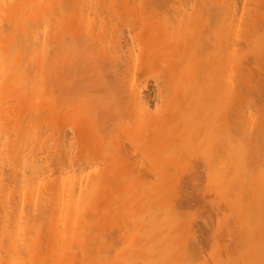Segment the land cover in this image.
Instances as JSON below:
<instances>
[{
    "label": "bare ground",
    "instance_id": "bare-ground-1",
    "mask_svg": "<svg viewBox=\"0 0 264 264\" xmlns=\"http://www.w3.org/2000/svg\"><path fill=\"white\" fill-rule=\"evenodd\" d=\"M193 3H192V2ZM191 1H189V0H156V2H155V0H151V1H147L146 2V0L144 1H137V0H113V1H104V0H0V20H2V23H0V49H2V50H0V52L2 53H0V57H1V60H0V71H2L3 69L2 68H4V67H2V66H5V70H3L1 73H3V75L5 76L4 78L1 76V73H0V76L2 77V79L4 80L5 78H7L8 79V77H10V75H7V73L8 74H10L9 73V71H11V68H13V64H14V66H16V67H14V68H17V66H19L18 68V70H19V72L17 71V69H15L16 71H17V73H19L20 74V77L18 76L17 77V73L16 72H11L12 74H11V77H13L12 75H15V78L14 79H12V78H10V82H8V80H7V82H3V81H1L2 79H1V77H0V83L1 84H7V83H10L9 85H8V87L6 86V85H4L3 84V86L1 87L0 86V89L2 88V90H5V95L3 94L4 93V91H2V90H0V96H1V94H3L4 96H5V98H3L4 96H1V102H0V115L2 114L3 116H4V118H3V116H0V123H2V125H4V126H2L1 124H0V126H1V128L3 127V129L2 130H0V131H5V132H3V134L4 133H10V134H7L8 136H10V135H12V136H10V137H8L6 134H4L5 135V137L7 136V138H6V144L7 143H9V144H7L8 145V148H7V145H5V143L3 142L2 143V145H0V148L2 147V150H4L5 148L7 149V151L9 152H7L6 151V149H5V153H6V155H5V153L0 149V152L2 151V154L0 153V155H2V156H0L1 158L5 155V156H7V158H8V161L6 160L7 158L4 156V158L2 159V160H6L8 163H10V165H11V169L9 168V166L7 167L6 165H5V161H2V160H0V163H1V161H2V166L4 167V165H5V167L3 168L2 166H0V168L2 167V169H4L5 170V168H8V170H2V169H0V173L2 174V172L4 171L6 174H7V171H13V173L11 174V173H8L7 175H6V177L7 176H9V178L7 177H4V175H5V173L3 174V175H1L0 174V177L1 178H6L5 180H6V182L9 180L10 182H9V184H11V185H13V186H15V192H12V190H10L9 188H8V190L9 191H11L10 192V194H6V196L4 195V193L2 192V191H4V190H2L1 192L3 193V196H5L7 199H5V197H2V199L0 198V264H89L90 262H93L92 264H139V261H143V259L144 260H146L147 261V263L145 262V264H151V261L154 263V264H156V260H159V261H165L164 263L163 262H161L162 264H166V260H167V258L169 257V259H168V262H167V264H178V263H182V261L180 262V260H183V263L182 264H184V262L185 263H187V260H188V257L190 258L191 256V254L190 255H188V252L190 251V250H188V249H186L184 246H186L185 244L183 245V248H181L182 247V243L183 242H185V240H182L181 239V237H183V236H181L183 233H181V234H179V235H177L178 237L177 238H179L180 240H182L181 242H180V240L179 239H176V235H174L175 236V239L178 241L179 240V242L181 243V245H180V243L179 242H177V243H179V245L177 244V245H174V244H176V243H174L173 242V244H172V240H171V238H172V234L173 233H175L174 232V230H172L173 231V233L171 232V235H170V237H167L166 236V232H168V229L166 228V229H163V228H165L166 226H167V224L170 222V221H162L161 219V217L163 216V214H161L162 212H161V210L163 211V209H164V206L163 207H161L162 209H160L159 208V206H157L158 205V203H157V201L156 200H158V199H154V198H152V195L151 194H153L155 191H157L156 190V188H155V191H153L152 190V187H153V183H152V181L153 180H151V179H153L154 177H156L157 178V176H159V177H161V160H160V151H161V149H164V150H166L165 148H166V145H168V144H172V145H174L175 143L177 144V142H179V141H177V139L179 138V140H180V136H178V135H181L182 134V131H184L185 130V128L183 127V126H188V130H189V133H190V131H192V133L190 134V136H187L186 137V134H189V133H185V132H183V134H185V136L183 135V137L182 138H184L185 137V139H184V141L185 140H188V137L190 138V140H195L196 139V137L194 138V136H196V134H197V136H199L198 135V129H200V127H201V125H202V127H204V125L206 126L208 123H210V124H212L213 122V126H214V124L215 123H217V124H215L216 126H214V128L216 129V132H218V134H219V132L221 133V131H223V129H221V127L222 128H224L225 129V135H229V136H232V137H230L231 138V141H229V142H225V141H227L228 139H227V137L224 135V133H221V135L222 136H225V137H221L220 135L219 136H217L216 137V135H218V134H215V131H214V128H213V126L212 125H209V126H206V127H204L205 129H210V130H208L209 131V135H210V137H209V135L207 134V130H206V132H205V129L204 128H202L201 130L202 131H200L201 132V134H202V138L200 137H198L199 139H200V141H199V139L197 138V140H195V143H193L194 144V146L193 145H191V142H190V140H188V143L190 142V144H186V141H185V143L183 142V144H185V148L183 147L184 145H182L181 143V145L179 144V146H181V148L178 146V144H177V146L176 145H174L173 147L171 146L170 147V145H168L169 146V148H168V150L169 149H172V151H170L169 150V154H174V153H172V152H174L175 150H177V148H179L180 150L182 149V147L184 148V149H186V148H188V147H190V145H191V147L193 146L194 147V149H196V147H197V149H199L200 148V146L201 145H204V149L202 148V146H201V148H202V152H203V150H206V151H204V152H206L205 154H204V159H206V160H202V162L206 165V162H208L209 160L208 159H210L211 160V157L212 158H214V156H215V154L217 153V155L216 156H218V152L219 153H223V152H225V153H227L228 151V149H230V151L228 152V157L230 156H232V155H235L234 154V152H233V150L234 151H239L240 150V147H241V150H245L244 148H242L243 146H242V140L241 139H243V145L244 144H246V141L249 139L248 138V135H249V137H251L250 139H252L253 137V133L251 134V133H249V132H247L248 134H246L247 136L245 137V140H244V136H245V132L246 131H244V129H242V124L241 123H244V122H242L240 119H241V114L243 113V110H241V106H242V104L241 105H238L237 103H239L240 104V102H239V99L237 100V102H236V94L237 93H239V95L241 96V94H243V93H247L246 94V96L248 97L249 95L248 94H251V93H249V92H251V90H250V88L252 87L251 85V87H248V82L245 84V82L243 83V80H240V78L242 79H246L245 77H250V74H249V76L247 75V76H244V73L241 71V69H240V67L238 66H236L237 67V70L238 69H240V71H241V73H240V75L239 76H237L236 77V79H235V76L237 75V74H235L234 75V78H233V82L231 81V80H229V79H227V81H225L224 80V82L223 83H225V82H227L226 84H227V86H225L226 84H224L223 85V83L221 84V82L223 81V79H225L226 78V75H227V78L229 77L228 75H230L231 74V76H233V73H237V70H236V68H234V70L233 71H235V72H233V73H230L229 72V68L230 67H235V66H232V65H228V63L226 64V66L228 65V67L229 68H227L226 66H225V64H222L223 63V61H224V59L225 58H222L223 56H222V54H221V51H222V49H221V47L223 48V51H224V49L226 50V48H227V50L226 51H224V53L225 52H227V54H229L230 52V54H229V56L231 55V56H233L234 55V57L238 54V55H244L245 56V54L244 53H247L248 51H250V50H248L247 52H246V49H244V48H246V47H244L243 49H244V53H242V54H240V52L238 51V53L236 54V52L234 53V51H237L236 50V46H232V44L231 45H229L228 44V42H227V40H225L224 38H222V36H223V32H227V34H225V35H228L230 32H231V25H229L228 24V21H229V23H232V22H234V21H232L234 18H237L238 17V19H239V16L237 15V16H235V17H233V12H235V11H238V10H236V9H234V8H236V4H235V7L234 8H231V7H233L232 5H230L229 4V7L231 8H229V7H227L228 6V4H224V3H222V7H227V8H224L225 9V12H226V14L225 13H223V12H221L222 11V8L220 9L219 7V5L221 4L219 1V3L218 2H216L215 0L213 1V0H191ZM240 2L241 0H234V2ZM243 2H244V4L246 5V6H248L247 4H249V6H250V3H252L251 2V0L250 1H248V0H242ZM242 1H241V4H242ZM255 1V0H254ZM260 1H261V4H260ZM232 2V1H231ZM238 2H237V4H238ZM248 2V3H247ZM257 2V1H256ZM229 3H230V1H229ZM260 5H262L263 4V9H264V0H259V2H258ZM218 4V5H217ZM259 4H258V6H259ZM252 5H255V4H252ZM239 6V5H238ZM244 6V5H243ZM242 6V8L241 7H239V8H241L243 11H244V9L243 8H245V7H243ZM256 6V5H255ZM262 7V6H261ZM260 7V8H261ZM238 8V9H239ZM240 9V10H241ZM250 9V8H249ZM256 9H258V8H256ZM226 10H228L229 11V13H231V11H232V15L230 14V15H228L227 14V12L228 11H226ZM245 10L247 11V9L245 8ZM260 11V10H259ZM258 11V13L256 12L255 14H254V16L255 17H261V20H260V22H257V21H259L258 19L259 18H256V19H254L253 20V26L251 25L252 23H250V24H247L248 26H249V28L248 27H246L247 29H248V31H251V33H249L248 31H247V29H246V31L245 30H243V28L244 27H242L243 26V24H240V25H242V26H239V25H237V26H239L240 27V31H239V33L241 32V31H245L246 33H248V35L247 34H245V36L247 37V39H248V41L246 42H244V40H243V46H247V44H248V42H249V44H248V46H251V45H255L254 46V48L253 49H255V52H256V47L258 48V45H260V47L258 48V50H259V54H260V59H262V61H258V62H262V64H261V66L264 68V65H263V63H264V55H262V54H264V46H262V45H264L263 44V42H260L261 41V39H264V37L263 38H261L263 35H261V36H259L261 39H259V42H256V41H251V39H256L257 40V38H255L254 37V35H256V33H258L259 34V32L261 31L260 30V28H262L263 27V25H262V23H261V21L262 22H264V17H262L261 15L262 14H260V12ZM239 12V11H238ZM238 12H236V13H238ZM248 12V11H247ZM251 12H253V11H251ZM261 12H263V10L261 11ZM236 13H234V14H236ZM244 13V12H243ZM252 14V13H251ZM257 14H260V15H257ZM225 15H227L229 18H226V19H224V17H226ZM246 15V14H245ZM264 15V14H263ZM224 16V17H223ZM231 16H232V18L233 19H231ZM253 15H251V19H250V22H252V18L254 17ZM126 18H130L129 20L128 19H126ZM133 20H132V19ZM243 19H244V17H242ZM263 19V20H262ZM125 20H126V22H125ZM132 20V21H131ZM235 20H237V19H235ZM240 20H241V18H240ZM257 20V21H256ZM127 21H128V23H127ZM248 22H249V20H247ZM254 21H256L257 23H255ZM227 24H226V23ZM241 22H242V20H241ZM238 23V22H237ZM240 23V22H239ZM232 24H234V23H232ZM257 24H259V25H257ZM245 25V24H244ZM252 26V29H251V26ZM255 25H256V27H255ZM227 28V30L226 31H224V29H226L225 27ZM234 26H236V25H234ZM233 26V27H234ZM236 26V27H237ZM260 26H262V27H260ZM224 29H223V28ZM229 27V28H228ZM235 27V28H236ZM241 27H242V30H241ZM259 27V28H258ZM255 28H256V30L258 31H256L255 30ZM230 30V32H228L229 30ZM234 29V28H233ZM239 29V28H238ZM237 28H236V30H238ZM249 29H251V30H249ZM253 29L255 30V31H253ZM263 29H264V27L262 28V31H261V33H263L264 31H263ZM235 30V29H234ZM233 30V31H234ZM260 30V31H259ZM223 31V32H222ZM231 32L232 33V35L234 34V32ZM222 32V33H221ZM253 32V33H252ZM244 33V32H243ZM260 33V34H261ZM13 34H15V35H13ZM16 34L19 36V37H17L16 36ZM222 34V35H221ZM242 34V33H241ZM241 34H239V37L241 36ZM259 34V35H260ZM252 35V37H250ZM16 36V37H15ZM231 36V35H230ZM230 36L228 37V38H230ZM234 36V35H233ZM244 36V35H243ZM256 36H258V35H256ZM13 37H15L16 38V40H14L15 38H13ZM232 37V36H231ZM245 37V38H246ZM19 38H21L20 39V41H19ZM234 38V37H233ZM242 38V37H241ZM241 40V39H240ZM16 41V42H15ZM223 41H225L224 43H226V44H228L229 46L228 47H230V49H232V50H234V48H235V50L234 51H230V49H228V47H227V45L226 44H224L223 43ZM251 41V42H250ZM258 41V40H257ZM264 41V40H263ZM15 42V43H14ZM254 42V44H252ZM17 43V44H16ZM246 43V45H244ZM258 43H260V44H258ZM16 44V45H15ZM20 44H21V46H20ZM167 44H170V46H171V50L169 51V52H166V53H164L165 51H167V50H165V45L168 47V45ZM172 44L174 45V46H172ZM256 44H258V45H256ZM22 45L24 46L23 48H22ZM234 45H236V43L234 44ZM240 45V44H239ZM238 45V46H239ZM13 46V47H12ZM15 46V47H14ZM224 46V47H223ZM242 46V45H241ZM242 46V47H243ZM253 46H251L250 48L249 47H247V49H251ZM138 47H140L141 48V50H140V48H138ZM166 47V48H167ZM232 47V48H231ZM242 47H241V50H242ZM261 47H262V49H261ZM19 48H20V50H19ZM22 48V49H21ZM139 49V50H137V53H136V49ZM163 48H164V52L162 51V53L163 54H160L161 53V51L160 50H163ZM175 48V49H174ZM13 49V50H12ZM15 49V50H14ZM169 49H170V47H169ZM168 49V50H169ZM172 49L173 50H175V52L174 51H172ZM238 49V48H237ZM240 49V48H239ZM252 49V50H253ZM261 49V50H260ZM4 50V51H3ZM11 50V51H10ZM17 50V51H16ZM23 50V51H22ZM25 50V51H24ZM181 50H183V51H181ZM251 50V51H252ZM13 51V52H12ZM15 51V52H14ZM139 51V52H138ZM229 51V52H228ZM261 51H263L262 53H261ZM4 52H6L7 53V55H6V53H4ZM11 52V53H10ZM16 52H20L22 55H19V53H16ZM23 52V53H22ZM24 52L26 53V54H24ZM142 52V53H141ZM242 52H243V50H242ZM253 52V51H252ZM252 52H250L251 53V55H252ZM14 53V54H13ZM16 53V54H15ZM141 53V55H140V58L138 57L139 56V54ZM223 53V52H222ZM232 53H234V54H232ZM6 56H8L9 57V55L11 56L12 54L14 55H12L14 58H9L8 59V57H6ZM19 56H18V55ZM136 54H138V55H136ZM3 55H4V57H3ZM15 55H16V57H15ZM24 55H26V56H24ZM237 55V57H238V59L236 60V58L237 57H235V61L237 62L238 60H240V56H238ZM256 55V54H255ZM20 56H22V58L20 57ZM225 56V55H224ZM231 56L229 57V59L232 61V59L233 58H231ZM249 56H250V54H249ZM228 57V56H227ZM247 57V56H246ZM250 57H252V56H250ZM21 58V60H19ZM256 58H258L257 56H255V59ZM5 59V60H4ZM15 59V60H14ZM20 61V64L19 65H16V63L18 62L19 63V61ZM226 59H228V58H226ZM226 59H225V61H226ZM251 59V58H250ZM7 60V61H6ZM22 60H24L25 61V63H28V64H25L24 63V61H22ZM38 60L40 61V63L38 62ZM234 60H233V62H234ZM244 61H245V59H243ZM249 60V59H248ZM253 60H254V54H253ZM258 60V59H257ZM256 60V61H257ZM14 63H13V62ZM227 61H229V60H227ZM230 61V62H231ZM252 61V60H251ZM255 60L254 61H252V63L254 62H256ZM10 62V63H9ZM35 62H37L38 64H36ZM240 62H241V60H240ZM246 62V65H248V64H250V60H249V63L247 64V60L245 61ZM257 62V63H258ZM1 63H2V65H1ZM7 63V64H6ZM9 63V64H8ZM42 63V65H43V67L45 66V64H46V66L48 67V68H46L47 70H49V71H47L46 69H45V71L43 70V72H46L45 74H42L43 72H42V69H43V67H42V65L40 66V64ZM242 63V62H241ZM260 63H258V64H260ZM12 66H11V65ZM21 64H23V66L21 65ZM35 64V65H34ZM26 65V66H25ZM222 65H224L226 68H224ZM237 65V64H236ZM241 65V67H247L246 65L245 66H242L243 64H240ZM255 65V64H254ZM254 65H250V66H254ZM7 66V67H6ZM9 66V67H8ZM22 66V67H21ZM33 66H35V67H33ZM38 66V67H37ZM45 66V67H46ZM172 66H174L175 68H177V69H175L174 67H172ZM221 66H222V68H221ZM259 66V65H258ZM29 67V68H28ZM31 67H33L32 68V72L34 73V74H32V75H30L31 74ZM40 67H42V68H40ZM172 67V70H173V72L172 73H170L169 74V72H171V71H169V72H167L166 70H165V68L167 69V70H170L169 68H171ZM249 67V66H248ZM6 68H8L7 70H6ZM13 68V69H14ZM20 68H23V69H21L24 73L27 71L28 72V74H27V72L25 73V75H24V73L22 74L21 72V70H20ZM25 68H27L28 70H30V72L28 71V70H26ZM35 68V69H34ZM50 68V69H49ZM160 68V69H159ZM224 68V70H222ZM37 69V70H36ZM61 69V70H60ZM165 70L166 72H165V74L163 73L162 75L163 76H161V75H158V74H160V73H162V72H164V71H162V70ZM228 71H227V70ZM230 69H233V68H230ZM249 69V68H248ZM253 69V68H252ZM255 69V68H254ZM260 69V68H259ZM41 70V71H40ZM158 70V71H160V73L158 72L157 73V75L155 76V74H156V71ZM188 70V71H187ZM222 70V73H226L227 72V74H223V75H225V76H223V79H222V73L220 72ZM37 71V72H36ZM162 71V72H161ZM254 71V70H253ZM256 71V70H255ZM7 72V73H6ZM38 72H40L41 74H39ZM60 72H61V75H60ZM261 72V71H260ZM264 72V71H263ZM37 73H38V75H37ZM187 73V74H186ZM17 74V75H16ZM154 74V75H153ZM217 74H220V76L218 77L217 76ZM247 74V73H246ZM21 75H24V76H22V78L24 79L23 81H24V83L26 82V80H27V78H29V79H31V80H36V79H38V77H39V75H41L42 76V78H39L40 80H39V82H37L38 80H36L35 81V83L33 84V86L31 85V84H28V80H27V84H26V86H27V88L26 87H24V85L25 84H23V82H21L22 83V85L21 86H23L24 87V89L23 90H25L26 92H24L23 90H22V87H21V91H20V93H18V96H16V94H14V93H12V91L14 90L15 91V88L16 87H18V89H19V86H17L16 85V83L17 82H20V81H22V78H21ZM243 75V76H242ZM252 75V74H251ZM7 76V77H6ZM27 76H30V77H27ZM33 78H32V77ZM37 76V77H36ZM61 76V77H60ZM242 76V77H241ZM254 76V75H253ZM262 76V75H261ZM18 79H17V78ZM25 77H26V80H25ZM260 77V76H259ZM34 78H36V79H34ZM61 78V79H60ZM230 78V77H229ZM231 78V79H232ZM252 78V77H251ZM258 78V77H257ZM11 79L12 80H17V82L15 83H13L12 81H11ZM19 79H21L20 81H19ZM222 79V80H221ZM255 79V78H254ZM5 80V81H6ZM240 80V81H239ZM248 80V79H247ZM247 80H245V81H247ZM249 80H250V78H249ZM252 80V79H251ZM260 80V79H259ZM61 81V82H60ZM229 81H231L232 83H233V86H232V88H230L229 89V87H231V85H229L228 86V84L230 83L231 84V82H229ZM261 81V80H260ZM3 82V83H2ZM13 83V85H12V83ZM32 82V81H31ZM34 82V81H33ZM42 82V83H41ZM236 82H239L240 83V85H239V83L237 84ZM250 82V81H249ZM253 82H254V80H253ZM259 82V81H258ZM263 82H264V80H263ZM30 83V82H29ZM61 83V84H60ZM256 83V85H257V80L255 79V82L253 83V87H256V85H254ZM0 84V85H1ZM37 85V91H36V88H35V86ZM245 84V86H247L248 88H246L245 86H243ZM250 84V83H249ZM258 84H260V83H258ZM264 84V83H263ZM11 85V87H13V89H11V87L9 88V86ZM14 85H16V87L14 86ZM18 85H19V83H18ZM29 85L31 86V87H29ZM41 85H43V86H41ZM61 85V86H60ZM96 85H97V87H99V88H97L98 89V91L100 92V90H101V92L102 93H98L97 95L96 94H93L94 95V97L95 98H91V99H86V98H83V100H81L80 98V96H81V91L84 89V91L83 92H88V91H91V89L92 90H94V92L93 93H96ZM221 85L223 86V88H224V86H225V88L222 90V88H221ZM238 85L242 88H240V87H238ZM262 85V84H261ZM4 86H6V87H4ZM38 86H41V88L40 87H38ZM45 86H47V87H45ZM15 87V88H14ZM42 87L44 88V90L41 92L40 91V93H39V90L40 89H42ZM50 87V88H49ZM55 87H59V90H58V92L60 91L61 92V94L59 95V93L58 92H56L57 91V89L55 88ZM61 87V88H60ZM258 87V86H257ZM33 88H35V89H33ZM54 88L56 89L55 91H54ZM94 88V89H93ZM238 88H240L241 90H243L244 88H246V89H248V90H250L249 92H246V89H245V91L243 90V92L241 93L240 92V90L238 89ZM260 88H261V86H260ZM259 87L257 88V90H259L260 89ZM29 89H32L33 91H29ZM39 89V90H38ZM49 89H51V90H49ZM96 89V90H95ZM225 89H228V90H225ZM254 89V88H253ZM252 89V90H253ZM256 89V88H255ZM262 89H263V91H264V86L262 85ZM20 90V89H19ZM19 90L17 91V88H16V91L17 92H19ZM28 90V91H27ZM49 90V91H48ZM53 90V91H52ZM247 90V91H248ZM257 90H253L254 91V95H255V92L257 91ZM8 91V92H7ZM223 91H226V92H223ZM16 92V93H17ZM24 92V94H22ZM28 92V98L25 100V98L27 97V96H25L26 95V93ZM38 92V93H37ZM50 92H53L52 93V96H51V94H50ZM258 92V91H257ZM260 92H262V90L260 91ZM7 93H8V95H7ZM11 95H10V94ZM55 93V94H54ZM58 93V94H57ZM231 93V94H230ZM241 93V94H240ZM21 94V95H20ZM30 94V95H29ZM38 94V95H37ZM39 94H41V96L39 95ZM48 94H50V96H51V98L53 97V95H54V98H52L51 100H50V102H48L49 101V98H48ZM84 94V93H83ZM83 94H82V96H83ZM90 94V93H89ZM232 94H234V95H232ZM258 94H259V92H258ZM262 94V93H261ZM22 95H24V96H22ZM56 95V96H55ZM96 95V96H95ZM106 95V96H105ZM229 95V96H228ZM238 94H237V96H239ZM252 95V94H251ZM6 96H9L8 98H6ZM12 96H15L14 98L12 97ZM19 96H21V97H19ZM57 96H58V98H59V96H60V99H58L57 98ZM85 96H87V95H85ZM104 96V97H103ZM220 96V97H219ZM222 96H223V98H225V99H227L228 98V101L230 102H228L227 100H225V103H227V105L229 104L230 106H227L226 104H224V106H223V112H224V110H225V112L226 111H229V115H232V118H233V120L235 121V123H234V121L231 119V116H229L228 115V117L229 118H227V119H229V120H232L233 121V124H234V126L235 127H231V132H229V129H230V127L228 126V125H232V123H230V122H232V121H230L229 122V120L228 121H225L226 120V114L224 113V115H222V114H220L219 112H217V111H221L220 109H221V105H223V103H221V102H223V100H219V99H222ZM234 96V97H233ZM239 96V97H240ZM245 96V95H244ZM244 96H243V98H244ZM253 96V95H252ZM251 96V97H252ZM258 96V95H257ZM256 96V97H257ZM261 96V95H260ZM259 96V99L260 98H264V94L260 97ZM18 97V98H17ZM37 97V98H36ZM42 100H40L39 101V98ZM55 97H56V99H55ZM103 97V98H102ZM236 97V98H235ZM242 97V96H241ZM241 97H240V100H241ZM11 98H13V100H14V102H13V100L11 99ZM16 98V99H15ZM20 98V99H19ZM22 98H24L23 100H22ZM48 98V100H47V102H46V99ZM212 98H215V100H216V98H217V102L216 103H218V101L221 103V105H219V107H218V105H216L217 106V108H216V106H214V108H216L215 110H216V112L215 113H218V115L219 116H216L215 117V115L216 114H214V115H212V112H210L211 113V118H210V116H209V114H206L205 112H203V111H206V110H203V109H206V106H207V108H208V106H209V103H210V101H211V104H213L214 105V103H212V102H214V100L212 99ZM246 98V97H245ZM253 98H254V96H253ZM4 99V100H3ZM5 99H7V100H5ZM34 99H37L36 101L34 100ZM57 99L58 100H60V101H57ZM100 99H104L102 102V104H99L100 103ZM211 99V100H210ZM234 99V100H233ZM2 100H3V102L4 101H7V102H2ZM10 100H12V101H10ZM43 100H44V102H43ZM210 100V101H209ZM260 100H262V99H260ZM18 101H19V103H18ZM20 101L22 102V104L20 103ZM23 101H24V103H23ZM54 101V102H53ZM56 101V102H55ZM96 101H99V108H98V106H97V108H96V106H95V104L96 103H94V102H96ZM209 103H208V102ZM242 101V100H241ZM263 101V100H262ZM261 101V102H262ZM10 102V103H9ZM13 102V103H12ZM27 104H26V103ZM42 102L43 103H46L47 105H49V103H50V105H49V107H51V108H48V106L46 105V106H44V105H42ZM58 102H60V104L58 103ZM233 102V103H232ZM235 102V103H234ZM243 102H245V101H243ZM2 103V104H1ZM6 103V104H5ZM7 103H9V105L7 104ZM35 103V104H34ZM53 103V104H52ZM162 105H161V104ZM4 104L6 105V107L8 108L9 106V108L8 109H6V107L4 106ZM14 104V105H13ZM16 104V105H15ZM21 104V105H20ZM24 104V107L22 106ZM37 104H39V105H37ZM40 104H41V106H44V108L43 107H40ZM57 104V105H56ZM98 104H96V105H98ZM205 104H206V106H205ZM239 106V107H237V108H234V106ZM235 104H237V105H235ZM264 103L262 102V105H263ZM8 105V106H7ZM27 105V106H26ZM30 105V106H29ZM56 106V108L54 107V106ZM159 105H161L162 107L160 108L159 107ZM204 105V106H203ZM232 105V106H231ZM12 106H14L15 108V110L14 109H12ZM18 106V107H17ZM21 106V107H20ZM38 107L40 110H38V108L36 109V107ZM229 107L230 108V110H227V109H229V108H227L226 109V107ZM243 106H244V104H243ZM242 106V107H243ZM253 106V105H252ZM2 107V108H1ZM5 107V108H4ZM23 107V108H22ZM28 107V108H27ZM30 107V108H29ZM34 107H35V109H34ZM46 107L48 108V109H46ZM54 107V110L53 111H55V113H58V114H55L54 112H52V114L54 113L55 115H57V116H61V118H55V120H53V118L55 117V115H54V117H53V115L52 114H50V116H49V114L47 113V111L49 110H51L52 111V108ZM94 108V109H98V111H96L94 114H93V112L91 113L90 112V109L92 110V111H94L92 108ZM200 107H205V108H201L202 109V112L200 111L201 109H200ZM224 107H225V109H224ZM234 109H232V108ZM256 107V106H255ZM259 107V106H258ZM261 107V106H260ZM259 107V108H260ZM14 110L13 112L14 113H12V110ZM21 108H22V110L23 111H25V113L21 110ZM41 108H43L42 110H41ZM59 108V109H58ZM218 108H219V110H218ZM245 107H243L242 109H244ZM251 108V107H250ZM264 108V107H263ZM3 109V111H1ZM30 109H32V110H30ZM174 109V110H173ZM177 109L179 110V109H181L180 110V112H178L177 111ZM182 109H184L185 110V114H184V112H183V110ZM198 109V110H197ZM247 109H249V108H247ZM253 109H254V107H253ZM257 109V108H256ZM5 110V111H4ZM7 110L9 111V112H7ZM30 110V111H29ZM58 110V111H57ZM177 111V114L178 113H180L181 115H182V113L184 114V116H181V115H178V117H177V119H176V122L175 121H173V122H175V123H173V122H170V120H173V118L170 116V113H171V111L172 112H174V111ZM232 110H233V112H232ZM236 110L238 111L239 110V114L236 112ZM255 110V109H254ZM258 110V109H257ZM263 109H261V111H262ZM19 111H21V112H23V115H26V116H24L23 117V115L22 114H20V112ZM29 111V112H28ZM42 111H46V112H44L45 114H44V116H41V115H43V113H42ZM48 111V112H49ZM169 111H170V113H169ZM211 111V110H210ZM240 111H242V113L240 112ZM251 111V110H250ZM3 112V113H2ZM6 112V113H5ZM18 112V113H17ZM35 112V113H34ZM42 114H41V113ZM196 112H201V113H196ZM213 112V113H214ZM246 112V111H245ZM244 112V113H245ZM255 112V111H254ZM253 112V113H254ZM16 113H17V115H16ZM27 113H29L30 115H32L31 116V118L29 117L30 115L28 114L27 115ZM33 113V114H32ZM37 113H39L40 115H38ZM50 113V112H49ZM192 113H193V116H191L192 115ZM194 113H195V115L196 116H200V115H202L203 114V117L202 116H200V117H202L200 120H199V118L197 119V120H192V117H193V119L195 118L194 116ZM222 113V112H221ZM231 113V114H230ZM243 113V114H244ZM251 113V112H250ZM258 113H259V111H258ZM15 114V115H14ZM34 114H35V117L33 118V116H34ZM198 114V115H197ZM206 114V117L204 116ZM249 114V113H248ZM7 115V116H6ZM8 115H11V116H9L8 117ZM21 117H20V116ZM48 115V116H47ZM167 115H169V117L170 118H172V119H168V117H165V116H167ZM172 116L174 115V114H171ZM240 115V117H238ZM245 115H246V113H245ZM6 116V117H5ZM12 116L14 117V118H12ZM18 118H17V117ZM40 117V120H42V121H40L39 119H36V118H38V117ZM47 117V121L48 122H50V120L52 119V123L50 122V123H48L47 121H46V117ZM52 116V118L50 119V117ZM209 116V117H208ZM221 116H225L224 118V120H221ZM25 117H26V119L28 120L29 118H30V120L32 119L33 121H30V123H28V122H26L25 121ZM28 117V118H27ZM42 117V118H41ZM183 118L182 120L180 119V118ZM185 117V118H184ZM212 117H214L213 119H212ZM240 118L239 120L238 119H236V118ZM19 118H21L20 120L21 121H23V122H21V121H19ZM23 118H24V120H23ZM45 118V119H44ZM49 118V119H48ZM175 118H176V115H175ZM190 118H191V120H190ZM205 118H206V120H207V118H210V119H212V121H210V119L208 120V121H206L205 120ZM223 118V117H222ZM10 119V120H9ZM18 119V120H17ZM37 121H36V120ZM57 119H61L60 121H58ZM165 119H167V121L169 122V126H166V127H168L170 130H168V132H167V134H169V131H170V133L172 132L173 134H174V137L173 136H171V135H173L172 133H171V137L172 138H168V137H164L163 139H164V141H163V139L161 138L162 136H160L161 135V133L162 132H165V131H167V129L164 127V125L166 124H168V123H165ZM246 119V118H245ZM3 120V121H2ZM8 120V121H7ZM14 120V122H15V125H14V122H12ZM39 120V121H38ZM164 120V121H163ZM175 120V119H174ZM199 120V121H198ZM203 120V121H202ZM218 120V121H217ZM239 122V126H237V124H238V122ZM262 120V119H261ZM22 123L23 125H24V127L22 126V124L20 125V123ZM47 123H46V122ZM54 121H56V122H54ZM166 121V122H167ZM189 121H193V122H195V123H193L192 124V122H190V125H194V126H192L193 128H194V130H198V131H194L193 132V128L191 127L190 129H192V130H190L189 129V124H188V122ZM203 122V124L201 123V124H199L198 122ZM204 121H206V122H204ZM219 121L221 122L220 123V125H222V126H220L218 123H219ZM223 121V122H222ZM4 122V123H3ZM7 122V123H6ZM12 124V126L10 125V123ZM24 122L26 123V124H24ZM31 122H33V123H31ZM40 125L39 127H38V125H37V123ZM58 122V123H57ZM62 123V125H61V123ZM225 122V126H226V128H225V126L223 127V123ZM227 122L228 123H230V124H227ZM254 122V121H253ZM57 123V124H56ZM162 123H164L163 125H161L162 126V128L163 129H165L164 131H162L161 132V130H163L161 127H160V124H162ZM170 123H173V124H170ZM204 123H206V124H204ZM256 123V122H255ZM28 124V125H27ZM41 124H42V126H41ZM47 124V125H46ZM58 124H59V126H60V128H59V126H58ZM136 125L134 128H140L139 130H141V136H143V137H141L142 138V140L141 139H138V140H135L133 137H135L136 136V134H137V136H138V132H137V128H136V131H135V129H134V131L136 132V134H135V132L133 131H129L131 134H130V136L132 137H130L129 136V133H128V131L126 132L125 131V129L127 128V127H129V125ZM186 124H188V125H186ZM262 123H260V125H261ZM264 124V123H263ZM8 125V126H7ZM16 125H18V126H20L19 128L20 129H18L17 130V127H16ZM33 125H37V126H34L33 127ZM50 125V126H49ZM52 125V126H51ZM53 125H55L54 127H53ZM217 125L220 127L219 129H221V130H218V127H217ZM250 125H252V124H250ZM256 125V124H255ZM11 127V132H8V131H10V127ZM26 126V127H25ZM43 126H45L44 128H43ZM58 126V127H57ZM86 126H89L90 128H89V130L87 131L86 130ZM124 128H123V127ZM197 126V127H196ZM254 126V125H253ZM4 127H6V128H4ZM43 128V129H45L46 130V128L48 127H50L49 129H52V127H53V129L51 130L52 132H50V130H47L48 131V134H47V132H46V134L47 135H45V130L44 131H39V133H38V130L40 129V128ZM57 127V128H56ZM86 127V128H85ZM120 127H122V129H119ZM126 127V128H125ZM229 127V128H228ZM238 127V128H237ZM255 127V126H254ZM257 128H259L258 126H256ZM255 127V131H257V132H259L260 133V129H258L257 130V128ZM261 127H262V125H261ZM15 128V129H14ZM25 128V129H24ZM35 129V131H33L34 129ZM37 128V129H36ZM41 128V129H42ZM198 128V129H197ZM241 128V129H240ZM251 128V127H250ZM262 128H264V127H262ZM5 129V130H4ZM7 129V130H6ZM28 129V130H27ZM32 129V130H31ZM56 129H58V132H57V130ZM83 129H85V130H83ZM160 129V130H159ZM213 129V130H212ZM17 130V131H16ZM20 130V131H19ZM30 130V132L31 131H33V132H27V131H29ZM91 130V131H90ZM117 130L119 131V132H117ZM123 130V134L120 132V131H122ZM142 130H143V132H142ZM242 131V132H240V131ZM251 131H252V129H250ZM14 131H16L17 132V134H15L16 132H14ZM58 133V137L56 138V136L55 135H57V133ZM125 131V132H124ZM187 131V130H186ZM212 131V132H211ZM230 133V134H228V132ZM244 131V132H243ZM263 131H264V129L261 131V133H263ZM13 132V134H15V136L13 135V134H11ZM22 132H24V133H30V134H24V133H22ZM60 132V133H59ZM117 132V133H116ZM203 132H205V134H203ZM213 132H214V134H213ZM233 132V133H232ZM257 132H254L255 134L257 133ZM0 133H2V132H0ZM36 133V134H35ZM40 133H43V134H41V135H43V136H41L40 135ZM51 133H53V134H51ZM140 133H139V135H140ZM194 133V134H193ZM211 133H212V135H211ZM240 133V134H239ZM261 133L259 134V135H261ZM21 134H23V135H25L24 137H22L23 135H21ZM35 134V135H34ZM55 134V135H54ZM115 134V135H114ZM119 134L122 136V138L123 139H121L120 138V136H119ZM125 134H126V136H127V138L128 139H126V140H128L127 142H129V146L128 145H126V141L124 142L123 140H125L124 138H125ZM164 134V133H163ZM206 134H207V136H206ZM250 134L252 135V136H250ZM258 134V133H257ZM256 134V135H257ZM26 135H27V137H26ZM32 137H31V136ZM44 135H45V137H44ZM51 135V136H50ZM55 137H54V136ZM119 137H118V136ZM165 135H166V132H165ZM192 135H194V136H192ZM207 138H211V139H208V141L207 140H205L206 138H204V136ZM215 135V139L213 138V136ZM240 135V136H239ZM256 135H255V139H254V141H250V144H249V140H248V144H246V145H244L245 146V148L247 149V148H249V150H250V148H253L254 150L256 149V147L254 146L255 144H256V146L257 145H259V144H257L258 143V140H260V139H258L259 137H261V138H264L263 136H264V133L261 135V136H257L256 137ZM2 136V135H1ZM0 136V144H1V137ZM38 136H41V137H38ZM112 136H113V138H114V140L112 139ZM164 136V135H163ZM168 136V135H167ZM229 136H228V138H229ZM243 136V137H242ZM12 137V138H11ZM18 139H17V138ZM31 138L30 139V141L31 140H33V141H31V143L33 142V144H31L29 141H28V139L27 138ZM33 137H35V138H33ZM44 139H43V138ZM52 137H53V139H54V141H53V139H52ZM120 138L121 139V143H120V139L117 141V138ZM140 137H138V138H140ZM241 137V146L240 147H238L237 148V146L239 145V143H240V140H239V138ZM11 138V139H10ZM16 138V139H15ZM19 138H21V139H23L22 141H20V139ZM26 138V139H25ZM37 138V139H36ZM39 138H42V139H39ZM59 138V139H58ZM111 138V139H110ZM136 138V137H135ZM166 138H168V140L166 139ZM204 138V139H203ZM225 138V139H224ZM248 138V139H247ZM46 139V140H45ZM49 139H52V141L53 142H55V144L53 143H51L50 142V140ZM56 139H58L57 140V142L55 141ZM160 139L162 140V142H160ZM203 141H202V140ZM227 139V140H226ZM252 139V140H253ZM7 140H9V141H7ZM39 140V141H38ZM114 141V144H113V142L111 143V141ZM141 140V141H140ZM175 140V141H174ZM182 140V139H181ZM205 140V141H204ZM211 142H210V141ZM213 140L215 141V142H213ZM225 140V141H224ZM255 140H256V142H255ZM263 141L262 142H264V139H262ZM16 141H17V144H16ZM19 141H20V143H21V145L22 144H24V145H20V143H19ZM23 141H28V143H26V142H24V143H22ZM115 141H117V144H116V142ZM134 141H138V142H134ZM13 142V143H12ZM41 142H42V144H41ZM48 142V143H47ZM49 142L52 144V145H54L55 146V148H51V146L48 148V146L49 145H51V144H49ZM59 142V143H58ZM121 144H119V143ZM123 142V143H122ZM174 142V143H173ZM196 142H197V144H196ZM203 142V143H202ZM205 142V143H204ZM253 142H255V144L253 143ZM262 142H260L259 141V143H261L262 144ZM15 143V144H14ZM27 144V146L29 147L30 145H28L29 143L31 144V146L29 147V149H30V151H28V153H26L25 151H27V150H29V149H27L28 147L26 146V144ZM45 143H47V144H45ZM57 143V144H56ZM107 143H109L111 146L110 147H108V150H109V152H104V153H99L98 151H97V149L99 148V147H102L103 145H106ZM200 143V144H199ZM202 143V144H201ZM208 143V144H207ZM5 145V148H4V145ZM10 144H14L13 146H11ZM20 145V147H19V145ZM40 146H42V147H40ZM59 144H60V147H59ZM206 144H207V146H206ZM214 144H216V145H214ZM252 144V146H250ZM261 144L259 145V146H261ZM18 145V146H17ZM38 146V148H39V150L40 149H42L43 150V147H44V150H45V152L46 153H42V155L40 156V158H39V155H37V153L38 152H36L35 153V150H34V152L33 151H31L32 149H36V147H32V146ZM48 145V146H47ZM108 145V144H107ZM114 145H118V147H116V146H114ZM187 145V146H186ZM228 145H230V148L229 147H227ZM16 146V148L18 149V150H16V148H14ZM24 146H26V148H25V150H24ZM47 146V147H46ZM128 146V147H127ZM247 146V147H246ZM259 146H257V149H258V147ZM10 147H11V149H10ZM19 147V148H18ZM57 147H59L58 148V151H56L57 150ZM106 147V146H105ZM113 147H115V148H113ZM175 147V148H174ZM191 147H190V149H191ZM193 147H192V151L191 152H193ZM199 147V148H198ZM208 147H210V148H208ZM263 147V146H262ZM14 148V150H12ZM23 148V149H22ZM32 148V149H31ZM47 148V149H46ZM103 148V147H102ZM207 148V149H206ZM214 148H215V150H214ZM217 148V149H216ZM22 149V150H21ZM53 149H55V150H53ZM106 149V148H105ZM173 149H175L174 151H173ZM189 149V148H188ZM213 149V150H212ZM262 149H264V148H262ZM39 150H37L36 149V151H39ZM42 150H40L39 151V154H40V152H42ZM49 152V154H47L48 152ZM52 152H50V151ZM111 150V151H110ZM163 150V151H164ZM217 150V151H216ZM224 150H226V151H224ZM232 150V151H231ZM253 150V151H254ZM259 150V149H258ZM13 151V152H12ZM56 153V154H53L54 152ZM167 151V150H166ZM182 151L184 152L185 151V153H186V150H181V152H179L178 153V155H180V153H182ZM189 151V150H188ZM196 151V150H195ZM209 151V152H208ZM211 151V152H210ZM215 152V154H214V152ZM236 151V153L238 154V152ZM252 151V152H253ZM257 151V150H256ZM14 152H16V153H14ZM30 152H31V154H30ZM57 152H58V155H57ZM61 152V153H60ZM165 152V151H164ZM196 152H199V151H196ZM200 152H201V149H200ZM209 154H208V153ZM232 152V153H231ZM255 152V151H254ZM261 152V151H260ZM4 153V154H3ZM35 153V154H34ZM51 153V154H50ZM161 153H162V151H161ZM168 153V152H167ZM177 153V152H176ZM190 153V152H189ZM214 154L213 156H207V154L208 155H210V154ZM231 153V154H230ZM259 153V152H258ZM257 153V154H258ZM26 154H29V155H31V157H30V159L29 158H27V155ZM60 154H61V156H60ZM166 154V153H165ZM184 153H182V155H183ZM197 154L198 153H196V154H194L195 156H197ZM201 153H199V155H200ZM230 154V155H229ZM236 154V155H237ZM48 155V156H47ZM58 157H57V156ZM162 155V154H161ZM174 155H176V154H174ZM187 155H188V152H187ZM190 155V154H189ZM192 155V154H191ZM205 155L207 156V158L205 157ZM222 154H220V157H222L221 156ZM224 155H226V154H224ZM223 155V156H224ZM255 155V154H254ZM12 156V157H11ZM51 156V157H50ZM56 156L57 157V159L55 160V158L54 157ZM59 156L61 157V158H59ZM163 156H164V154H163ZM166 156H170V155H166ZM166 156H164V157H166ZM177 156V155H176ZM184 156H186V155H184ZM184 156H182V157H184ZM43 157H44V159L45 160H47V161H45L44 159H43ZM49 157V160L47 159ZM54 158V162L56 161V163L55 164H60V170H59V166H58V171L59 172H69V174L70 175H72L73 177H74V174H75V176L77 175L76 174V172H78L80 169H82L83 167H87V165H91V164H95V163H99V164H102L103 166H105V169L103 170V171H101L97 176V179H96V177L94 178L95 179V181H94V179H93V183L94 184H92V183H90L89 181L87 182V181H85L84 182V178H82V180H83V182L82 181H80L79 180V178L80 177H78V180L75 182V183H77L78 181L79 182H81L80 183V186H78V187H80V189L82 190H79V188H78V190L76 189L77 187H75V189H74V185L72 186V183H73V177H72V179H71V176L68 174V180L65 178L64 179V181H62L63 180V178H62V180H61V178H60V176L61 175H64V174H59V176H55V175H57L59 172H57L56 170H55V173L57 172V174H53L52 173V175H54V176H52L51 174V176H52V178L50 179L49 178V176H47V174L45 175V176H42V174L44 175V172L45 171H47L48 172V170L50 171V167H51V165H50V163L51 164H53L52 162H53V158ZM180 157V156H179ZM187 157V156H186ZM192 157H193V155H192ZM258 157V156H257ZM0 158V159H1ZM32 158H34L33 160L36 162V163H38V164H36L35 162L34 163H31V161H29V160H31ZM174 158V157H173ZM191 158V157H190ZM201 158V157H200ZM219 158V157H218ZM225 158V157H224ZM232 158V157H231ZM260 158V157H259ZM258 158V159H259ZM12 159V160H11ZM52 159V160H51ZM61 159V160H60ZM175 159H176V162H178L177 161V158L175 157ZM184 159V158H183ZM189 159V158H188ZM193 159V158H192ZM216 159H217V157H216ZM213 160V161H217V160ZM220 159V158H219ZM223 158H221V160H222ZM225 159H228V158H225ZM236 160L238 159V158H235ZM235 159H233L232 158V160H233V162L235 161ZM50 160L52 161V162H50ZM59 160H60V162H59ZM128 160H132V161H128ZM138 162H137V161ZM141 160H145V161H147V163L146 162H144L143 163V161H141ZM186 160V159H185ZM194 160V159H193ZM200 160V159H199ZM198 160V161H199ZM211 160V161H212ZM231 159L229 158V161H230ZM45 161V162H44ZM120 161H121V163H122V161H123V163L124 164H126V162L128 161L129 162V164H130V162H133V161H135L137 164L138 163H143L144 165H145V163H146V165H148V166H146V167H144V168H142V169H144L142 172H145L143 175H142V172H140V169H138L139 170V172L141 173V175L143 176H138L139 178L140 177H142V178H144L145 177V175H147V176H152V178L150 177V180L151 181H149L148 179H147V177L144 179L145 181H146V179H147V181H146V186H144L145 188L146 187H148L147 186V183H150L149 185H151V186H149V187H151V188H148L147 189V191H149L150 189V192H147V193H149V195H151L149 198L151 199L150 201H149V198H148V196L146 195V196H143L144 195V193H146V192H144V190H143V192H141V193H139L140 195L139 196H142L143 198H141V197H139V198H141V199H139V198H137V199H139V201L141 200V204L142 205H144L145 203H148V201H149V203L148 204H146L147 206H146V208L148 209V207H149V212H148V210L146 211V209H145V213H142L143 215L142 216H140L138 219H135V221H136V225H137V223H140V221L141 220H143V221H141L142 223H144V225H145V223L147 224V220L149 219L150 220V218L151 217H153L154 215V213H158L159 211V209H160V214H156L155 215V217L152 219L153 221L155 220V223L153 222V221H148L149 222V226H136L135 224H130V223H134L135 221L133 220V219H131L130 218V220H132V221H134V222H130V220H128L129 222H128V225H127V223H125L126 222V220H125V222L122 224L123 225V227H127V226H130V225H134V226H132L133 228H129L130 229V231H132L133 229H134V231H132L131 232V234H132V237L130 238V239H128V241H126V244H124V245H127L128 244V246L129 245H131V243H132V246L134 245V243L136 242H134L133 240H136V238H138V239H140L141 238V236H142V238L141 239H143V237L145 238V240L143 241L144 243L142 244V241H141V239L139 240V241H141V243L138 241V242H136V245H138L137 243H139V244H142L141 246H143V247H141L140 245H138L140 248H138V250H135V249H137V248H135V247H137V246H133L132 248V250H134L133 252L131 251V254H133L134 253V256L133 255H131L129 252L128 253H126V254H122L123 253V251H124V249L121 251V249L124 247V245H122L121 244V246H120V251L122 252L121 254H120V256H122V255H125L124 257L122 256V257H120L119 258V253L117 254L116 253V250L119 248H116V250H115V246H119L118 245V243H117V245H116V243L114 244V241H117L116 239H114L113 237V235L114 234H116L115 232H114V234H108V233H112L113 232V230H115V229H117V227H120L121 225H118L117 227H115L114 229L112 228L113 226H112V224L114 223L113 221V223H110L111 222V218H109V221L107 220L108 218H106L107 216H111L112 214H114L115 215V212H118L117 210H119V208H120V211L122 212V211H126V210H123L122 209V207L123 206H119L118 204H119V200H118V202L116 201V205H113L112 207H110V205L108 204L109 203V199H108V197L109 198H111L112 199V197H113V195H112V193L109 195L107 192H111L112 190H113V185H116V186H118V185H120V184H115V183H118V181H117V179L119 178V176H121V174L120 173H124V171L122 172V170H124V169H122L121 170V172L120 173H118V171L116 170L117 169V167L118 168H120V165H123V163L122 164H119L120 163ZM139 161H141V162H139ZM155 161H158L159 163H156ZM169 161V160H168ZM166 162V167H168L169 166V168H171L170 166L171 165H168V164H172V166H173V163H174V160H170V162L171 161H173V162ZM183 161V160H182ZM225 161H228V160H225ZM228 161V162H229ZM4 162V163H3ZM33 162V161H32ZM57 162H59V163H57ZM135 162H134V164L133 165H135V167L136 166H138L137 164H135ZM153 162H155V164H159L158 166H154V163ZM164 162L165 161H163V164H164ZM184 162H186L187 163V161H184ZM192 162V161H191ZM196 162V161H195ZM232 162V161H231ZM231 162H229L228 163V165L229 166H231ZM236 162V161H235ZM232 163V165L233 164H236V163ZM7 163V164H8ZM12 163V164H11ZM43 163L45 164H48V165H46L47 166V168H50V169H47L46 168V166H44L43 165ZM152 163H153V165H152ZM179 163V162H178ZM181 163V162H180ZM193 163V162H192ZM209 163V162H208ZM207 163V164H208ZM211 163V162H210ZM214 163V162H213ZM216 163V162H215ZM4 164V165H3ZM96 164V165H97ZM200 164V163H199ZM54 165V164H53ZM52 165V166H53ZM119 165V166H118ZM198 165V164H197ZM211 166H208L207 168L209 169V167H210V169L213 167V165H212V163L210 164ZM215 165V164H214ZM216 165H218L219 166V164H216ZM225 166H226V163L224 164ZM223 164H222V166H223V170L226 172H224L223 170V175L224 176H229L230 175V177H228V178H226L225 177V179L226 180H223V178L224 177H222V178H220V177H218L220 174H218L219 173V171H218V173L216 172V170H214V174L215 175H218V176H215V179H213V178H211V179H213L212 181L210 180V179H208L209 180V183H211V182H213L212 183V186H214V184H216V185H218L220 182H224V184L223 185H226V186H233V187H235L234 186V183H233V185H230V184H232L231 182H234L235 180H234V176L232 177V175L230 174V173H233L232 172V170H233V166H235V165H233L232 167H230V168H232V170H230V168H228L229 166H224ZM56 166V165H55ZM141 166V165H140ZM185 166V165H184ZM183 166V167H184ZM187 166V165H186ZM191 166H193V169H194V165L193 164H191ZM202 166H204V165H202ZM217 166V167H218ZM221 165H220V167H222ZM89 167V166H88ZM142 167V166H141ZM164 167V166H163ZM177 167H178V165H177ZM189 166H187V168H188ZM237 167V166H236ZM52 168H54V166L52 167ZM57 168V167H56ZM165 168V167H164ZM169 168H168V171H169ZM190 168H192V167H190ZM225 168V169H224ZM226 168H228V170L226 169ZM47 169V170H46ZM55 169V168H54ZM88 169V168H87ZM128 169V168H127ZM137 169V168H136ZM180 169V168H179ZM193 169H191V170H193ZM198 169V168H197ZM207 169V170H208ZM212 169H215L214 167L212 168ZM2 170V171H1ZM52 170V169H51ZM119 170V169H118ZM135 170V169H134ZM162 170H164V169H162ZM170 170H173L172 168L170 169ZM228 172H230V173H227V171ZM20 172L19 173V175H22V177H26L27 179H29V178H33L34 176V178H36L37 176V179H39V177H40V175L42 176V179H46L47 180V182H46V180L45 181H43L42 182V179H41V177H40V186L37 184L38 183V181H37V183H34V179H29V182L30 181H32L33 183H29L27 180H23V178L22 177H19V176H17V173L16 172ZM128 171H129V169H128ZM128 171H127V173H128ZM137 171V170H136ZM166 171H167V168L165 169V173H166ZM173 171H175V170H173ZM177 172H178V170H176ZM186 171H188V170H186ZM190 171V170H189ZM210 171H212V170H210ZM233 171H235V170H233ZM47 172H45V173H47ZM71 172H75L74 174H71ZM138 172V171H137ZM181 171L179 170V172L178 173H180ZM193 172V171H192ZM195 172H197V171H195ZM236 172H238V171H236ZM244 172V171H243ZM242 172V173H243ZM253 172V171H252ZM251 172V173H252ZM255 172V171H254ZM27 173V174H26ZM49 173H51V171L49 172ZM80 173V172H79ZM127 173L124 175V174H122L123 176H125L124 178H126V175H127ZM140 173H138V174H140ZM173 173V172H172ZM188 173H190V172H188ZM217 173V174H216ZM235 173V172H234ZM234 173H233V175H234ZM10 174V175H9ZM15 174V175H14ZM30 175V177L29 176H26V175ZM88 174V173H87ZM120 174V175H119ZM191 174V173H190ZM197 174L199 175V173L197 172ZM197 174L195 175L194 174V177L195 176H197ZM207 174H208V171H207ZM226 174H228V175H226ZM253 174V173H252ZM251 174V175H252ZM49 175V174H48ZM129 176H130V174H128ZM186 175V174H185ZM184 175V176H185ZM210 175V174H209ZM238 175V174H237ZM237 175H235V177L237 176ZM248 175V174H247ZM251 175H250V173H249V175L248 176H246V174L244 175V177L243 178H245L244 180L246 181V179H249V180H252V182L254 181L253 180V178L255 179V177H251ZM255 175H257L258 176V171H257V174L255 173ZM32 176V177H31ZM69 176H70V178H69ZM78 176V175H77ZM179 176H180V174H179ZM207 176V175H206ZM211 176V175H210ZM253 176V175H252ZM25 177H24V179H25ZM29 177V178H28ZM44 177H46V178H44ZM64 177V176H63ZM65 177H67V174H66V176ZM163 177V176H162ZM194 177H193V179H194ZM198 178L197 179H199V176H197ZM208 177V176H207ZM212 177H213V175H212ZM233 179H232V178ZM240 177V176H239ZM250 177H251V179H250ZM259 177V176H258ZM0 178V179H1ZM4 178L3 179H1L0 180V184L1 185H3L4 186V184H5V180H4ZM23 180V182L20 180ZM56 179L54 182H53V180L52 179ZM76 178V177H75ZM123 178V177H122ZM130 178H132V177H130ZM130 178H129V181H130ZM137 179V176H136V180H137V183H135V184H139L138 183V181H141L140 179ZM141 178V179H142ZM149 178V177H148ZM165 178V177H164ZM183 178V177H182ZM210 178V177H209ZM218 178H220V181H219V179ZM230 178V179H229ZM20 180V182H19V180ZM36 179V180H37ZM48 179H50V180H48ZM59 179V181H60V183H61V181H62V183H61V185H60V183H59V181H58V183L56 184V181ZM70 179H71V181H70ZM77 179V178H76ZM170 179V178H169ZM184 179V178H183ZM182 179V180H183ZM196 179V180H197ZM218 181H217V180ZM227 179H228V181H227ZM257 179V178H256ZM256 179H255V181H256ZM261 179V178H260ZM36 180H35V182H36ZM97 180V181H96ZM121 180V179H120ZM128 180V179H127ZM143 180V179H142ZM143 180V181H144ZM159 180V179H158ZM161 180H162V178H161ZM215 180V181H214ZM230 180H233V181H230ZM249 180H247L246 181V183L248 184V185H250L251 186V184L249 183ZM1 181L3 182V183H1ZM26 181L28 182V184H25L26 183ZM65 181H70L69 183H67L66 182V186L69 188L70 186H72L73 187V190L74 191H71L72 190V187L71 188H69L70 189V192H71V194H73L74 196H75V193H76V195H77V193L79 192V195H80V197H79V195H77L80 199H81V196H83L84 195V197L80 200V202H82V203H80L81 204V207H80V211L77 213V211H76V209L78 208V204L79 203H76L77 201L79 202V200H75V198H78L77 196H75V198L73 197V195H72V197L69 199L68 197L69 196H63L64 194L66 195H71L70 194V192H69V189H66L67 187L65 186L64 187V185H65ZM122 181V180H121ZM129 181H128V184H127V182L125 183V182H120L121 183V185H120V187L118 188L119 189V191L120 192H122V191H124L125 192V186L124 187H122L121 188V186H122V184L123 183H125V184H127L126 186H131L132 185V183L131 184H129ZM145 181H144V183H145ZM149 181V182H148ZM173 181V180H172ZM178 181H179V179H178ZM186 181V180H185ZM185 181H181L182 183H179V184H183V182H184V184L182 185V186H184V185H186V190H187V185H188V182H186L185 183ZM191 181H193L192 179H191ZM199 181V180H198ZM211 181V182H210ZM241 181V180H240ZM19 182V183H18ZM54 183L53 184V187L51 186L52 184L51 183ZM78 182V183H79ZM92 182V181H91ZM162 182V181H161ZM170 182V181H169ZM190 182V181H189ZM219 182V183H218ZM228 182H230V183H228ZM251 182V183H252ZM8 183V182H7ZM22 183H24L25 185H27V186H24V184H23V189L21 188V190H19L18 188H19V186H20V184L22 185ZM45 183H48L47 185H44ZM71 183V184H70ZM75 183H73V184H75ZM86 183V184H85ZM87 183H90L89 184V186L92 188V191H91V188L88 186H86V185H88ZM143 183V182H142ZM142 183H140V184H142ZM144 183L142 184V185H144ZM155 183H158V181L157 182H155ZM154 183V184H155ZM173 183V182H172ZM194 183V184H193ZM196 182L195 181H193L192 182V185H196L195 184ZM218 183V184H217ZM241 183H244V182H241ZM240 183V184H241ZM32 184H34V185H32ZM59 184V185H58ZM70 184V185H69ZM82 184V185H81ZM83 184H85V190H84V188H83ZM91 184H92V186H91ZM179 184L177 185V186H179ZM222 183H220V185H221ZM245 184V183H244ZM244 184H242L243 186H242V189L243 188H245V186H247V185H244ZM252 184H254V183H252ZM255 184H256V182H255ZM17 185H19V186H17ZM29 185V186H28ZM37 187H36V186ZM44 185V186H43ZM50 185V186H49ZM56 185H58V186H56ZM69 185V186H68ZM141 185V186H142ZM157 185H159L160 186V184H155L154 185V187L155 186H157ZM181 185H180V187H181ZM191 185V186H192ZM215 185V186H216ZM237 185V184H236ZM2 186V187H3ZM50 187V189L49 188H47V189H45V187ZM63 187V189L61 188L60 189V187ZM82 186V187H81ZM111 186L113 187L112 188V190L110 189L111 188ZM168 186H169V184H168ZM241 185H238V187H239V189L238 188H236V192H238V190H241L242 191V189H241V187H240ZM18 187V188H17ZM20 187H22V186H20ZM31 187V188H30ZM37 188L38 189V191H40V189H41V191L40 192H38L37 190H35V193L33 192L32 193V188ZM39 187V188H38ZM52 187V188H51ZM58 187V188H57ZM153 187V188H154ZM170 187H171V185H170ZM193 187V186H192ZM196 187V186H195ZM194 187V188H195ZM218 187V186H217ZM237 187V186H236ZM248 187V189H249V186H247ZM1 188V187H0ZM5 188H7V187H5ZM29 188V189H28ZM88 188H90L89 190H88ZM120 188H121V190H120ZM131 188H132V190H133V192H132V194H133V196H134V198H136L137 196H138V193L136 192V193H134V189H133V186H131ZM160 188V187H159ZM166 188H168L169 189V187H166ZM185 187H181V190L183 189V191H185V189H184ZM215 188V187H214ZM229 188H231V187H229ZM229 188H228V190H229ZM251 188V187H250ZM254 187H252V190H254L253 189ZM44 190V192L45 193H43V190ZM49 189V191L50 192H48L47 190ZM63 190V191H59V190ZM65 189V190H64ZM93 189H94V191H93ZM110 189V190H109ZM118 189H116V191L115 192H118L119 193V191H118ZM137 189V188H136ZM158 189V188H157ZM168 189H164V190H167L168 192H169V190ZM177 189H178V187L176 188V190L174 189V191H177ZM221 189V188H220ZM224 189V188H223ZM258 189V188H257ZM6 190V189H5ZM34 190V189H33ZM66 190H68V191H66ZM109 190V191H108ZM180 190V191H181ZM189 190V189H188ZM196 190V189H195ZM231 190V189H230ZM246 190V189H245ZM244 189H243V191H245ZM8 191V192H9ZM19 191H21V192H19ZM75 191H78V192H75ZM86 192L85 194H84V192ZM114 191V190H113ZM128 191H130V189H126V192H128ZM161 191V190H160ZM179 191V190H178ZM183 191H181L182 193H184V195H182L181 193H179V192H177V195H179V197L182 195V196H184V198L182 197H180V199L181 200H179V197L177 198V199H175L174 201H177V202H179L178 204H179V206H177V205H175L174 206V202L173 201H171L170 203H172L173 202V206H172V204L170 205V206H168V208L166 207V205H165V207L167 208V210L168 209H171V208H175L176 206L178 207H176L175 209H177V210H182V209H184V210H186V207H190L191 206V204L192 203H194V202H192V199H193V197L192 198H190L189 199V197L190 196H192V195H188V192L186 193V192H183ZM190 191V190H189ZM218 191V193H220V192H222V191H220L219 192V190H217ZM216 191V192H217ZM225 191H226V188H225ZM246 191H248V190H246ZM245 191V192H246ZM7 192V191H6ZM47 192H48V195H46L47 194ZM59 192H61V193H63V194H61L62 196H60V193ZM67 192H69V193H67ZM73 192V193H72ZM94 192V193H93ZM131 192V191H130ZM230 192H232V191H230ZM235 192V194H236V197L234 196V199H236L237 198V196L239 197V195L241 194V197L243 196L242 194H244V193H238L239 195H237V193ZM249 192V194L247 193V194H245L244 195V198L246 197V195H250L251 194V190H249L248 191ZM254 192H255V190H254ZM12 193H15L16 194V196H14V194H12ZM37 193H39V195L37 194ZM107 193V195L108 196H104V194H106ZM117 193V195H116V193H114V195L117 197V196H119V194ZM143 193V194H142ZM159 193V192H158ZM164 193V192H163ZM165 193H167L166 191H165ZM172 193V195H173V192H171ZM170 193V194H171ZM174 193H176V192H174ZM186 193V194H185ZM234 193V189H233V192H232V194ZM46 196H45V195ZM83 194V195H82ZM102 194V195H101ZM124 194V193H123ZM122 194V195H123ZM127 194V193H126ZM129 194V193H128ZM132 194L130 193V195L132 196ZM137 194V195H136ZM157 194V193H156ZM168 194V193H167ZM217 194V193H216ZM226 194H227V192H225V196H226ZM232 194H230L231 196H232ZM235 194H233V195H235ZM255 194V193H254ZM254 194H252V195H254ZM8 195H9V199H8ZM10 195H11V197L12 198H10ZM13 195V196H12ZM38 195V196H37ZM44 195V196H43ZM88 195V196H87ZM97 196V197H94V198H88V197H93V196ZM102 196V198L103 199H105L106 200V197H107V199L108 200H106V202L103 200V201H101V202H98V196ZM121 195V196H122ZM154 195V194H153ZM158 195V194H157ZM162 195V194H161ZM165 195V194H164ZM176 195V194H175ZM174 195V196H175ZM188 195V196H187ZM2 195H0V197H1ZM124 197H125V195H123ZM122 196V197H123ZM136 196V197H135ZM166 196V195H165ZM167 196H171V195H167ZM186 196V197H185ZM221 196H223V195H221ZM225 196L224 197H221L222 199L223 198H225ZM227 196H228V194H227ZM226 196V197H227ZM230 196V197H231ZM248 196L246 197V199H247V201L246 200H244V199H239V198H237V200H238V203L236 202L237 200H235L234 201V199H233V196L231 197L232 198V200H231V198L230 197H228V199L229 200H227V198H225V200L226 201H229V203L228 202H226V201H224V202H226L225 204H230V205H232V203H237L236 205H238V206H240V207H236V208H238L239 210H238V212L240 211V208H242V206L241 205H243V202L244 201H246V203H245V205L247 204V205H249L247 202L251 199V201L250 202H252V199L253 198H255V197H251V195L249 196V197H251V198H249V200H248ZM60 197L61 198H63V197H65V198H63L62 199V203L60 202L61 200H60ZM67 197V198H66ZM86 197L88 198V200L89 201H91L92 199H96V201L95 200H93V201H95V203L97 204L98 203V205L101 203L102 204V209L100 208L101 207V205H99V206H96V207H98V208H100L101 210H102V212H101V210L100 209H98V208H96L95 209V205L93 204V205H90L91 206V210H92V212L91 211H89V213H87V214H89V215H91L92 214V216L95 214L94 213V209L97 211H99L100 212V216H103V215H101V213H103V211L105 210L106 212H109V210H108V208L110 207V210H111V208H113V207H115L116 208V206L118 205L119 207H117V209L115 210V208L113 209L114 211H113V213L111 214V215H107V216H103L102 218H104V220H102V218H100V216L97 214V216H96V221H97V219H98V221H99V218L101 219L99 222H100V224H99V222H97V224H94V225H97L96 227H94V225L92 224V222L93 223H96L95 222V217L93 216V221L92 222H87V215L86 214H84L85 215V217L83 216V213H85V208L86 207H88V204L89 203H92L93 201H91V202H87L88 200H86ZM120 197V196H119ZM144 197H146L147 199H145V203H144V200H143V202H142V199H144ZM160 197H163V195L162 196H160ZM220 197V196H219ZM101 198V197H100ZM130 199V200H128L129 202H131V203H135V208H136V210L138 209V205H140V204H138L137 205V203H136V201H135V199H132L133 197H131L130 198V196L128 195V197H127V199ZM187 200H186V199ZM243 198V197H242ZM4 199V200H3ZM65 199H67V201H69V200H71V199H73V200H75L76 202V204L77 205H71V204H75L74 203V201L73 200H71V201H73V203H71V201H69V202H67V201H65ZM115 199V198H114ZM117 199V198H116ZM115 199V200H116ZM119 199V198H118ZM126 199V198H125ZM124 199V202H128V201H126ZM136 199V200H137ZM153 199V200H152ZM164 199V198H163ZM220 199V198H219ZM221 199V200H222ZM3 200V201H2ZM7 200H8V202H7ZM86 202H85V201ZM101 200V199H100ZM122 200V199H121ZM133 200V201H132ZM148 200V201H147ZM172 200V199H171ZM239 200H240V202L242 201V203L239 205ZM83 201H84V203H83ZM107 201H108V203H107ZM114 201V200H113ZM147 201V202H146ZM156 202L157 203V205L155 206V208L157 207V210H155L154 209V205L155 204H153L154 202ZM170 201V200H169ZM195 201V200H194ZM218 201V200H217ZM223 201V200H222ZM231 201V202H230ZM233 201V202H232ZM3 202V203H2ZM56 202H58L60 205H58V203H56ZM66 202V203H65ZM115 202V201H114ZM150 202H151V205L153 206V208H152V206L150 205ZM168 202V201H167ZM176 202V203H177ZM207 202V201H206ZM258 202V201H257ZM7 203V204H6ZM68 203H71L70 205H68ZM105 203H107V205L105 204ZM118 203V204H117ZM159 203H161V202H159ZM169 203V204H170ZM210 203V202H209ZM213 203H215V204H217V202L215 201V202H213ZM220 203V202H219ZM252 203H254V205L256 204V201H255V199H253V202ZM250 204V205H253V204ZM260 203V202H259ZM5 204V205H4ZM61 204H62V206H61ZM65 204H67L66 206L69 208L68 210L66 209L67 207L65 206ZM79 204V205H80ZM87 204V205H86ZM106 206H109L107 209H105L104 207H105V205ZM164 204V203H163ZM195 204V203H194ZM225 204H222V205H225ZM85 205V206H84ZM103 205H104V207H103ZM220 205V204H219ZM245 205H243L244 206V208H242L243 210H241L239 213H240V216H241V214L243 213V211L245 212L246 210H244L246 207H245ZM61 206V207H60ZM70 206V207H69ZM72 206H74L75 207V209L72 207ZM131 205H129V207H130ZM141 206V205H140ZM160 206H162V205H160ZM213 206H215V205H213ZM217 206H218V204H217ZM259 206V205H258ZM72 207V208H71ZM77 207V208H76ZM83 207H85V208H83ZM141 207H144V206H141ZM170 207V208H169ZM203 207V206H202ZM222 207V206H221ZM232 207H235V206H232ZM231 206H230V208H232ZM254 207V206H253ZM252 207V208H253ZM261 207V206H260ZM259 207V210L261 209ZM62 208H64L65 210L63 211V209ZM89 208V207H88ZM125 208H127V207H125L124 206V209ZM145 208V207H144ZM187 208V209H188ZM217 208V207H216ZM224 208V207H223ZM225 208H227L226 206H225ZM247 210L249 211V208L252 210V208H251V206H247ZM255 208V207H254ZM61 209H62V211L63 212H70V211H72V214H71V212H70V214H71V216H67L68 215V213H65V214H63V215H66V216H62V215H60V212H61ZM82 209L84 210V212L82 211ZM104 209V210H103ZM122 209V210H121ZM152 209V211H154V213L153 214H151L150 212V210ZM154 209V210H153ZM222 209V208H221ZM229 209V208H228ZM67 210V211H66ZM73 210H74V212H73ZM78 210V209H77ZM108 210V211H107ZM128 210V209H127ZM139 210H141L140 209V207H139ZM139 210H137L138 211V213H139ZM142 210H144L143 208H142ZM142 210H141V212H142ZM173 210V209H172ZM172 210H169V211H171V214H173V212H174V210H173V212H172ZM176 210V213L178 212L179 213V211H177ZM189 210V209H188ZM218 210V209H217ZM223 210V209H222ZM255 210V209H254ZM254 210H252L253 212H255ZM258 210V209H257ZM258 210V211H259ZM76 211V212H75ZM86 211H87V208H86ZM95 211V212H96ZM156 211V212H155ZM168 211V212H169ZM187 211V210H186ZM198 211V208H197V210H196V212ZM200 211V210H199ZM198 211V212H199ZM215 211V210H214ZM226 211V213L228 214V216L229 217H232V216H234V214L233 215H231L230 213H232V212H227V210H225ZM248 211H246L247 212V214L248 215H253L252 213H250L249 214V212ZM263 210H261V212H262ZM52 212V213H51ZM83 212V213H82ZM110 212H112V210L110 211ZM109 212V213H110ZM127 212V211H126ZM167 212V213H168ZM189 212V211H188ZM201 212V211H200ZM213 212V211H212ZM223 212V211H222ZM234 212V211H233ZM237 212V211H236ZM236 213L238 216H239V213ZM264 212V211H263ZM62 213V212H61ZM77 213V214H76ZM82 213V214H81ZM94 213V214H93ZM149 213V214H148ZM186 213V212H185ZM202 213V212H201ZM235 213V212H234ZM257 213V212H256ZM51 214V216H49ZM69 214V215H70ZM77 215V217H78V215L79 214H81L80 216L81 217H84L85 218V221L84 220H82V221H84L83 223H84V225L86 224V226H85V228L88 226H90L91 228H92V225H93V228H92V230H91V232L93 233V236H95L94 234H98V232H100V235L98 234V236H99V238L101 237V239L103 240V241H101V239H99L97 236H96V239H97V241L98 240H100V241H98L99 243H101V245L96 241V240H94L95 239V237H93L94 239V241H96L97 243H95V244H99L100 246H102L101 248H99V245H96V247L97 248H99L100 249V252L102 253H104V255H102L101 256V253L100 252H94V250L93 249H90V248H93V247H91L92 246V244H91V246H88V244L90 243H86L88 240H90V239H88L87 240V237L89 236L90 238H91V232H90V234L86 237L84 234H85V232L86 231H84V227H82L83 226V223H80V224H82V226L81 227H79L78 225H74V224H79L78 222L79 221H81V219H84V218H81V219H79V220H77L78 218H80V216L77 218V219H75L76 218V216L75 215ZM106 214H108V213H106ZM171 214L169 215L170 216V218L172 217L173 218V220L177 217L178 218V216H175V217H173V216H171ZM180 214H181V211H180ZM207 214V213H206ZM213 214V213H212ZM218 214V213H217ZM246 213L244 214V216H247L248 217V215H247ZM258 214H259V212H258ZM261 214H263V213H261ZM261 214H260V216H261ZM96 215V214H95ZM148 215H150V217H148ZM151 215H153V216H151ZM168 215V214H167ZM182 215H183V213H182ZM250 215V216H251ZM256 215V214H255ZM48 216V217H47ZM60 216L61 217H63L62 219L60 218ZM87 216V217H86ZM137 216V215H136ZM136 216H134L133 218H137ZM147 216V217H146ZM159 216V217H158ZM185 217L187 216V215H184ZM227 216V215H226ZM227 216V217H228ZM238 216H236L235 215V220L237 219L238 220ZM67 217V218H66ZM69 217V218H68ZM74 217V219H73V221H75V223L73 222V227H75V229L76 228H78V230L76 229V231H74V234H72L70 231V229H72L71 227V222L69 221V219L70 220H72V218ZM131 217V216H130ZM144 217V218H143ZM158 217V218H157ZM194 217V216H193ZM212 217V216H211ZM246 217V219H248ZM262 217V216H261ZM65 218H66V220H65ZM92 218V217H91ZM90 216L88 217V221H91L90 219ZM114 218V217H113ZM143 218V219H142ZM161 218V219H160ZM167 218H169V217H167ZM167 218L165 219V220H167ZM177 218L175 219V220H177ZM203 218H205V217H203ZM240 218V217H239ZM243 218V217H242ZM252 219H249L250 221L251 220H253V221H251V224H250V222H248V220H245V221H242V220H240V222H241V228H242V231H240L241 230V228L239 229L238 228V230H235V231H240L241 233H239V234H243L244 235V233L243 232H245L246 231V228L248 227V225H249V227H248V229H251L252 227V229H254L255 228V226L254 225H256V224H259V225H256V227L258 226V228H259V230H260V233H262L264 230H262V227L264 226L261 222H262V219L260 218V220L261 221H259V218H257V215H256V217H254V218H256V219H254L253 218V216L251 217ZM61 219V220H60ZM158 219H160L161 220V222L158 220ZM164 219V218H163ZM187 219V221L188 222H190L191 220H189L188 218H186ZM185 218H184V220H186ZM257 219H258V221L260 222H255V221H257ZM77 220V221H76ZM106 220L108 221L107 222V227H108V225H109V223H110V225H111V227L109 228V230L111 229V231L109 232H105V231H102V228H103V230H108V228L106 227L105 228V226H106ZM140 220V221H139ZM174 220V221H175ZM180 220H183V218H180ZM180 220H178L177 222L175 221V222H173L172 220H171V222H173L172 224H170L171 226L173 225V227H172V229L174 228V226L176 227V224L178 225V223H180L179 221ZM192 220H194V219H192ZM207 220V219H206ZM210 220V219H209ZM232 220H233V218H232ZM234 220V221H235ZM263 220H264V218H263ZM61 221H63V222H61ZM81 221V222H82ZM101 221H103V222H101ZM138 221V222H137ZM202 221V220H201ZM208 221V220H207ZM207 221H205V224L206 225H208V223H207ZM220 221H222V220H220ZM247 221V222H246ZM118 222V221H117ZM160 222V223H159ZM184 222V221H183ZM188 222H186L185 221V225L184 224H182L183 226H186V224L188 223ZM239 222V223H240ZM242 222H246V223H242ZM255 222V223H254ZM63 223V224H62ZM66 223H69V224H67L68 226H69V228L67 227V225H66ZM91 223V224H90ZM102 223L103 224H105V225H102ZM121 223V222H120ZM142 223H140V225L142 224ZM154 224V226H153V224ZM158 223L160 224V226L158 225ZM163 223L165 224L164 226H163ZM191 223H192V221H191ZM190 223V224H191ZM194 223V222H193ZM249 223V224H248ZM252 223H254V224H252ZM89 224V225H88ZM98 224H99V226H104V227H100L101 228V231H98L100 228H98ZM125 224L127 225V226H125ZM130 224V225H129ZM162 224V225H161ZM189 224V225H190ZM233 224V223H232ZM235 224V223H234ZM233 224V225H234ZM260 224H262V227L260 226ZM63 225V226H62ZM66 225V226H65ZM181 225V224H180ZM193 225V224H192ZM191 225V226H192ZM200 225V224H199ZM198 225V226H199ZM210 225H212V224H210ZM238 225V224H237ZM253 225V226H252ZM61 226V227H60ZM77 226V227H76ZM135 226H136V228H135ZM152 226H153V231H154V228H155V234H157V232H158V234L160 233L161 235H154L153 233L154 232H152V236L150 235V234H148L147 233V230L149 229V230H151L152 229ZM156 226H158V228L156 227ZM162 226V227H161ZM190 226V227H191ZM245 226V227H244ZM250 226H251V228H250ZM65 227H66V229L68 228V230L66 231V229H65ZM87 227V229H88V232L90 231L89 230V228ZM123 227H121L120 229H122ZM201 227V226H200ZM207 227H209V226H207ZM65 229V231H64V229ZM80 228V229H79ZM83 228V229H82ZM98 228V229H97ZM226 228V227H225ZM230 228H232V227H230ZM236 228V227H235ZM258 228H255V231H257V232H259L258 230H256V229H258ZM264 228V227H263ZM75 229H72V230H75ZM98 231H96V230ZM125 228H123L121 231H123ZM137 229V230H136ZM178 229H179V226H178ZM177 229V227H176V231L178 230ZM192 229V228H191ZM191 229L189 230V227H188V233H187V235H185L186 237H188V238H186L185 236L183 237L184 239L186 238L187 240H189V238L191 239V236H192V241H190V242H193L192 243V245H191V243H190V247L191 248H189V249H191V250H193V254H192V257L194 256V254L195 255H199V254H201L202 252L201 251H203L201 248L203 247V246H201V242H200V237H202V236H200V237H198V235H195V232H194V234H192V232H191ZM198 229V228H197ZM227 229V228H226ZM229 229V228H228ZM233 229H234V227H233ZM237 229V228H236ZM80 230V231H79ZM148 230V232L150 233L151 231H149ZM179 230H181V229H179ZM178 230V231H179ZM199 230V229H198ZM209 230V229H208ZM230 230V229H229ZM228 230V231H229ZM63 232V235H64V233L66 234V235H64L65 236V238H61V233L60 232ZM78 231V232H77ZM82 231V232H81ZM94 231H96V232H94ZM120 231V232H121ZM124 231H126V229L124 230ZM137 231H140L139 233H136ZM143 233H142V232ZM146 231V232H145ZM162 231V232H161ZM164 231H166L165 233H163ZM182 231V230H181ZM180 231V232H181ZM183 231H187V227H186V229L185 230H183ZM195 231V230H194ZM224 231H226V230H224ZM234 231V233L235 234H237L236 232ZM68 232V233H67ZM77 232V234H78V237H79V235H80V238H85L86 237V241L83 239V240H81V241H79L78 240V242H77V240H76V238L77 239H79L78 237H76V235L77 234H75ZM83 232H84V234H83ZM103 232L105 233V234H103ZM119 232V228L117 229V237L120 235H122V234H118V233H120ZM179 232V233H180ZM221 232V231H220ZM233 232V231H232ZM231 232V235H233V233ZM102 233V234H101ZM122 233V232H121ZM125 233V232H124ZM124 233H123V235H124ZM141 233V234H140ZM165 234L164 236H163V234ZM177 233V232H176ZM196 233H197V231H196ZM223 233V232H222ZM228 233H230V231L228 232ZM256 233V232H255ZM264 233V232H263ZM262 233V234H263ZM68 234V235H67ZM69 234H71L72 236L74 235V237H72L71 236V238H72V240H70L71 238H70V235ZM87 234V233H86ZM108 234V236L109 237H111V239L110 238H106L105 239V237L106 236H104V235H107ZM131 234H130V236H131ZM135 234H139V235H141V236H138V235H136L137 237L134 239V237H135ZM146 234V235H145ZM168 234V233H167ZM189 234V235H188ZM191 234V235H190ZM205 234H206V232H205ZM220 234V233H219ZM238 234V235H239ZM258 236H259V234L258 233H256ZM255 234V235H256ZM262 234H260V235H262ZM85 237H84V236ZM145 235V236H144ZM148 235V238L146 239V236ZM149 235L151 236V240H152V238H153V240H152V242H150L151 240H150V238H149ZM210 235V234H209ZM214 235V234H213ZM64 236H62V237H64ZM66 236H68V238H70V239H67V237ZM113 236V237H112ZM116 236V235H115ZM153 236H155V237H153ZM159 236H160V238H159ZM174 236H173V239H174ZM190 236V237H189ZM197 236V237H196ZM239 236H241V235H239ZM254 236V235H253ZM88 237V238H89ZM165 237V238H164ZM225 237V236H224ZM235 237H236V235H235ZM234 237V240L235 239H237V238H235ZM264 237V236H263ZM74 238H75V240H76V244H77V246L78 247H76V244H75V241H74ZM104 238V239H103ZM121 238H123V236H121ZM161 238L163 239V240H161ZM168 240H167V239ZM198 238H199V240H198ZM206 238V237H205ZM240 238V237H239ZM259 238V237H258ZM60 239H61V241H60ZM63 239V240H62ZM67 239L70 243H69V245H70V247H68V246H64L63 244H66V243H68L67 242V240H66V243H62L63 241L65 242V240ZM92 239V238H91ZM109 239V240H108ZM131 239H133L132 240V242H131ZM155 239V240H154ZM158 239L160 240V241H158ZM232 239V238H231ZM243 239V238H242ZM262 239V238H261ZM93 240H91V241H93ZM108 240V241H107ZM124 240V239H123ZM148 240H150L149 242H148ZM166 240V241H165ZM206 240V239H205ZM212 240V239H211ZM218 240V239H217ZM220 240V239H219ZM222 240V239H221ZM233 240V239H232ZM249 240V239H248ZM252 240H254L253 238H252ZM264 240V239H263ZM72 241L74 242L73 243V245H72ZM85 241V242H84ZM105 241H106V244H108L109 246H110V243L112 244V245H114V246H112L113 247V249H114V251H113V253L112 252H110L111 251V249H112V247L110 246V249L108 248V245H107V250H106V248H103L104 246H103V244H105ZM111 241V242H110ZM113 241V242H112ZM119 241H121V240H119ZM147 241V242H146ZM158 241V242H157ZM162 241H163V244H162ZM175 241V240H174ZM236 241V240H235ZM235 241H233V242H235ZM242 241V240H241ZM240 241V242H241ZM250 241V240H249ZM108 242H110V243H108ZM124 243H125V241H123ZM128 242V243H127ZM131 242V243H130ZM154 242H156V243H158L159 244V242H160V244H162V245H156ZM238 242V241H237ZM262 242V241H261ZM92 243V242H91ZM103 243V244H102ZM148 243V244H147ZM150 243H152V244H150ZM166 243H168V244H166ZM171 243V244H170ZM185 243H187V241L185 242ZM225 243H226V241H225ZM225 243H223V244H225ZM256 243V242H255ZM257 243H259V242H257ZM264 243V242H263ZM60 244H62V245H60ZM144 244H145V246H144ZM146 244H147V246H146ZM150 244V245H149ZM188 244V243H187ZM235 244V243H234ZM75 245V246H74ZM90 245V244H89ZM94 245V244H93ZM165 245V246H164ZM167 245V246H166ZM172 245H173V248H172ZM236 245H238L237 243H236ZM250 245V244H249ZM252 245V244H251ZM254 245V244H253ZM128 246L127 247H125V248H127V249H125V251L127 252L128 251V249H129V251H130V248H128ZM158 247L156 250H155V248L154 247ZM165 247V249H163L164 247ZM170 246V247H169ZM174 246H176L175 248H174ZM189 246V245H188ZM228 246V245H227ZM234 246V245H233ZM263 246H264V244H263ZM73 247V248H72ZM95 247V246H94ZM95 247V248H96ZM145 247V249H146V247H147V251H148V254L150 255L151 254V252H152V254L149 256V255H146V253H144V252H146L145 251V249H143ZM151 247V248H150ZM162 247V248H161ZM187 247V246H186ZM223 247V246H222ZM224 247H225V245H224ZM237 247V246H236ZM255 247H257V246H255ZM260 248L262 247V245H260L259 246ZM258 247V249H260ZM75 248H76V250H75ZM78 248H80V249H78ZM94 248V249H95ZM227 248V247H226ZM231 248H233V247H231ZM242 248V247H241ZM78 249V250H77ZM98 249V250H99ZM102 249V250H101ZM144 251L143 253H142V250ZM154 249V250H153ZM235 249V248H234ZM238 249H240V248H238ZM237 249V250H238ZM250 249V248H249ZM257 249V250H258ZM73 250H75V251H73ZM95 250H97V249H95ZM107 252H106V251ZM119 250L117 251V252H119ZM141 251V254H144L146 257H144V255H138V256H136V254H140V252H138V251ZM151 250V251H150ZM161 250V251H160ZM252 250V249H251ZM250 250V251H251ZM255 250V249H254ZM263 250V249H262ZM94 252V253H90V252ZM105 251V252H104ZM135 251H136V254H135ZM159 251H160V253H159ZM163 251V252H162ZM229 251V250H228ZM231 251V250H230ZM239 251V250H238ZM253 251V250H252ZM264 251V250H263ZM138 252V253H137ZM154 252H155V254H154ZM157 252V253H156ZM201 252V253H200ZM235 252V251H234ZM237 252V251H236ZM235 252V253H236ZM254 252H257V253H259L258 251H254ZM262 252V251H261ZM88 253H90L89 255H91L92 257H89L88 256ZM100 253V254H99ZM115 253V254H114ZM125 253V252H124ZM190 253V252H189ZM250 252H248V254H249ZM80 254V255H79ZM94 254V255H93ZM109 254L111 255V256H109ZM118 255V259H117V262H116V259L114 258V257H116L117 255ZM158 254V255H157ZM164 254L166 255V256H168L167 258H166V256H164ZM204 254V253H203ZM242 253H240V255H241ZM250 254H252V252L250 253ZM100 255V256H99ZM113 255V256H112ZM116 255V256H115ZM129 255H130V260H129ZM154 255V256H153ZM155 255H156V258H155ZM255 255V254H254ZM264 255V254H263ZM94 256V257H93ZM95 256H97V257H95ZM99 256V257H98ZM139 256H143V257H139ZM152 256H153V258H152ZM162 256H164V258L166 259H164ZM187 256V258H185ZM201 256H202V254H201ZM200 256V257H201ZM237 256V255H236ZM242 256V255H241ZM250 256V255H249ZM249 256H248V258H249ZM258 256V255H257ZM158 257H159V259H158ZM161 257H162V259H161ZM191 257V258H192ZM195 257L196 256H194V259H195ZM244 257H245V253H244ZM244 257H241V258H244ZM139 258V259H138ZM150 258H151V260H150ZM156 260H155V259ZM183 258H185V260L183 259ZM238 258V257H237ZM248 258H247V260H248ZM253 258V257H252ZM120 259V260H119ZM148 259V260H147ZM161 259V260H160ZM187 259V260H186ZM193 259V258H192ZM256 259V258H255ZM257 259H259V258H257ZM173 261V262H171V261ZM197 260H198V258H197ZM196 260V261H197ZM239 260V259H238ZM249 260H250V258H249ZM262 260V259H261ZM149 261V262H148ZM174 261H176V262H174ZM240 261H241V264H242V260L240 259ZM251 261V263H253V259L252 260H250ZM171 262V263H170ZM190 262H192L191 260H190ZM223 262V261H222ZM236 262H237V260H236ZM249 262V261H248ZM255 262V261H254ZM260 262V261H259ZM141 264H142V262H140ZM144 263V262H143ZM189 263V262H188ZM226 263V262H225ZM234 263V262H233ZM256 263V262H255ZM262 263V262H261ZM217 264H219V263H217ZM239 264V263H238ZM244 264V263H243ZM246 264V263H245ZM249 264V263H248ZM257 264V263H256ZM264 264V263H263Z\"/></svg>",
    "mask_w": 264,
    "mask_h": 264
},
{
    "label": "rangeland",
    "instance_id": "rangeland-1",
    "mask_svg": "<svg viewBox=\"0 0 264 264\" xmlns=\"http://www.w3.org/2000/svg\"><path fill=\"white\" fill-rule=\"evenodd\" d=\"M104 1H105V0H104ZM106 1H108V0H106ZM109 1H110V0H109ZM111 1H113V0H111ZM116 1H117V0H116ZM137 1H138V0H137ZM139 1H143V0H139ZM144 1H145V0H144ZM147 1H148V0H146V2H147ZM149 1H151V0H149ZM152 1H153V0H152ZM189 1H191V0H189ZM213 1H214V0H213ZM215 1H216V0H215ZM218 1H219V2L221 1V2H220L221 4H220ZM229 1H230V3H229ZM231 1H232V2H231ZM241 1H242V0H241ZM241 1H240V2L237 1L238 4H237V2H234V0H217L216 2H218V3L220 4V5H219V6H220L219 8H220V9L222 8V11H221V12H223V13H225V14H226V12H225V9H224V8L229 7V4L233 6V7H231V8H234V7H235V4H236V8H234V9H236V10L239 11V12H238V11L233 12V17H235V16L238 15V16H239V19H238V17L233 19L232 16H231V19H233L232 21H234V22H232V23H234V24L229 23V21H228V24L231 25V28H232V29H231V32L235 29V30L233 31V32H234V34H233L234 36L232 35V33L230 32L229 29H228V30H229L228 32H230V33H229L228 35H225V34H227V32H223V31H222V32H223V36H222V38H224L225 40H227V42H228L229 45L232 44L233 47L236 46L235 48H236L237 51H234L235 48H234V50L230 49V47H228L229 45L226 44V43H224L225 41H223V43L227 45V47H228V49H230V51H234V53L236 52V54L238 53V51L240 52V54L244 53V49H246V52H247L248 50H250V51H248L247 53H244L245 56H244V55H238V54H237L238 56H240L239 58H240V60H241V62H242V63H241L240 60H238L237 62L234 60L235 57H237V55H236L235 57H234V55H233V56L230 55L231 58H233L232 61H231V60L229 59V57H230L229 54H230L231 52H230L229 54H227V52L224 53V51H226L227 48H226V50L224 49V51H223V48L221 47V49H222L221 54H222V56H223L222 58H225V59L228 58V59H226V61H225V59H224V61H223L222 64H225V66H226V64H227L228 62H229L228 65H232V64L234 63L232 66H235V67H230V68H233V69H230V68L228 67V65L226 66L227 68H229V72H230V73L235 72V71L237 70V67L239 66L240 69L242 68L241 71L244 73V76H247V75L249 76V74H250V77H245L246 79H243V78L241 79V78H240V80H243V83L245 82V84L248 82V84H247L248 87H251V86H252V87L250 88L251 92H249L250 90H248L249 88H248L247 86H245V84H244L243 86H245V87L248 88V89L244 88L243 90L245 91V89H246V92L251 93V94L254 96V98H253V96H252L251 94H248V95H249L248 97L246 96L247 93H246V94H245V93L241 94V93L243 92V90H241L242 88L239 86L240 83H239V82H236L237 84L239 83L238 87H240L241 89H240V88H238V89L240 90V92H241L240 94H241V96H242V97H241V96L239 95V93H237V94L241 97V100H242V101L240 100V97L237 96V94H236V97H237V98L235 97V98H236V102H237V100L239 99L240 104H239V103H237V104H238V105H241V104H242V106H243V104H244L243 107H245V108L242 109L243 107L241 106V110H243V113L246 111V112H245L246 115H245V113L243 114L242 111H240V112L242 113V114H241V119L238 118V117H240V115H239L236 119H238V120L240 119L242 122H244V123H241V124H242L241 126H242V129H244V131H246V132L244 133L245 136H244V137L242 136V137L244 138V140H245V137L247 136L246 134H248L247 132H249V133H251V134L253 133L254 135L252 136V135L250 134V136H252V137L254 138L255 135H256L257 133H258V134L256 135V137H257V136L261 133V131L264 129V128H262V127H264V124H263V123H264V108H263V107H264V104L262 105V102L264 103V98H263V97L260 98V99H262L263 101L259 99V96H260V95L262 96V95L264 94V91H263V89H262V85L264 86V84H263V83H264V82H263V80H264V72H263V71H264V68L261 66V64H262V62H263V61H262L263 58L260 59L261 56H260V54H259L260 52H259V50H258V48L260 47V45H258V44H260V43L256 44V45H258V48L256 47V52H255V49H253L255 45H254V46L251 45V46H253V47H252L251 49H247V47H249V48L251 47V46H248L249 42H248L247 46H243V40L245 39L244 42H245V41H246V42L248 41L247 37L245 36V34L248 35V33L245 32L246 29H247L246 27L249 28V26H248L247 24L252 23L251 25L253 26V24H254V23H253V20L256 19V18H259V19H258L259 21H257V20H256V21H257V22H260L261 17H255L256 15L254 16V14H255L256 12L258 13V11L260 10L259 12H260V14H262L261 16L264 17V15H263V14H264V9H263V4L260 5V4H261V1H260V4L258 3L259 0H255V1H254V0H251V2H252V1H253V2L250 3V6H249V4H247L248 6H246V5L244 4L243 1H242V4H241ZM248 1H250V0H248ZM256 1H257V2H256ZM155 2H156V0H155ZM191 2H192V1H191ZM192 3H193V2H192ZM222 3H224V4H228V6H227V7H225V6L222 7V6L224 5V4L222 5ZM247 3H248V2H247ZM252 4H255L256 6H255V5H252ZM258 4H259V6H258ZM217 5H218V4H217ZM238 5H239V6H238ZM243 5H244V6H243ZM242 6L245 7V8L247 9L248 12L245 10V8H243V9H244V11H243V10L241 9ZM261 6H262V7H261ZM239 7H241V8H239ZM260 7H261V8H260ZM229 8H230V7H229ZM231 8H230V9H231ZM238 8H239V9H238ZM249 8H250V9H249ZM256 8H258V9H256ZM240 9H241V10H240ZM262 10H263V12H261ZM226 11H228V10H226ZM232 11H233V10H232ZM232 11H231V13H232ZM251 11H253V12H251ZM236 12H238V13H236ZM243 12H244V13H243ZM228 13H229V11L227 12V14H228ZM231 13H229L228 15H230ZM234 13H236V14H234ZM251 13H252V14H251ZM245 14H246V15H245ZM260 14H257V15H260ZM231 15H232V14H231ZM234 15H235V16H234ZM251 15L254 16V17L252 18V22H250V19H251L250 17H251ZM225 16H226V17L223 16L224 19L229 18L227 15H225ZM242 17H244V19H243ZM240 18H241L242 22H241ZM126 19L129 20L130 18H126ZM131 19H132V18H131ZM235 19H237V20H235ZM132 20H133V19H132ZM132 20H131V21H132ZM247 20H249V22H248ZM262 20H263V19H262ZM129 21H130V20H129ZM256 21H254V22L257 23ZM125 22H126V20H125ZM237 22H238V23H237ZM239 22H240V23H239ZM0 23H2V20H0ZM127 23H128V21H127ZM225 23H226V22H225ZM261 23H262V25L264 24V22H262V21H261ZM226 24H227V23H226ZM240 24H243V26L240 25ZM244 24H245V25H244ZM234 25H236V26L239 25V26L244 27L243 30H245V31H241V32L239 33V31H240V27H239V26L236 27V26H234ZM251 25H250V26H251ZM257 25H259V24H257ZM233 26H234V27H233ZM245 26H246V27H245ZM252 26H251V29H252ZM224 27H225V26H224ZM226 27H227V26H226ZM226 27H225V28H226ZM235 27H236L237 29H238V28H239V29L236 30ZM242 27H241V30H242ZM255 27H256V25H255ZM260 27H262V26H260ZM263 27H264V25H263ZM263 27H262V28H263ZM222 28H223V27H222ZM228 28H229V27H228ZM233 28H234V29H233ZM258 28H259V27H258ZM262 28H260L261 31H262ZM223 29H224V28H223ZM251 29H249V30H251ZM226 30H227V28L224 29V31H226ZM255 30H256V28H255ZM255 30L253 29V31H255ZM260 30H259V31H260ZM247 31H248V29H247ZM251 31H252V30H251ZM251 31H248V32L251 33ZM256 31H257V30H256ZM261 31L259 32V34L261 33ZM263 31H264V29H263ZM222 32H221V33H222ZM243 32H244V33H243ZM257 32H258V31H257ZM224 33H225V34H224ZM241 33H242V34H241ZM252 33H253V32H252ZM239 34H241L240 37H239ZM259 34L256 33V35H258V36L254 35V37L257 38L258 41H257L256 39H251V41L259 42V39H261V38L264 37V32L261 33L260 35H259ZM13 35H15V34H13ZM221 35H222V34H221ZM230 35H231L232 37H231ZM243 35H244V36H243ZM261 35H263V36L260 38L259 36H261ZM16 36L19 37L17 34H16ZM16 36H15V37H16ZM229 36H230V38H228ZM15 37H13V38H15ZM233 37H234V38H233ZM241 37H242V38H241ZM245 37H246V38H245ZM250 37H252V35H251ZM258 38H259V39H258ZM20 39H21V38H19V41H20ZM240 39H241V40H240ZM14 40H16V38H15ZM263 40H264V39H261L260 42H263V44H264V41H263ZM16 41H17V40H16ZM16 41H15V42H16ZM251 41H250V42H251ZM15 42H14V43H15ZM235 43H236V45H234ZM16 44H17V43H16ZM16 44H15V45H16ZM239 44H240V45H239ZM252 44H254V42H253ZM167 45H168V47H167L166 45L164 46V47H165V50H167V51L164 52V48H163V50H160V51H161L160 54H163L162 51H163L164 53H166V52H169V51L171 50V46H170V44H167ZM238 45H239V46H238ZM241 45H242L243 47H242ZM244 45H246V43H245ZM20 46H21V44H20ZM172 46H174V45L172 44ZM262 46H264V45H262ZM12 47H13V46H12ZM14 47H15V46H14ZM23 47H24V46L22 45V48H23ZM166 47H167V48H166ZM169 47H170V49H169ZM223 47H224V46H223ZM241 47H242L243 52H242V50H241ZM244 47H246V48H244ZM22 48H21V49H22ZM138 48H140V47H138ZM138 48L136 49V53H137V50H139ZM231 48H232V47H231ZM237 48H238V49H237ZM239 48H240V49H239ZM243 48H244V49H243ZM168 49H169V50H168ZM174 49H175V48H174ZM252 49H253V50H252ZM261 49H262V47H261ZM261 49H260V50H261ZM0 50H2V49H0ZM12 50H13V49H12ZM14 50H15V49H14ZM19 50H20V48H19ZM140 50H141V48H140ZM251 50H252L253 52H252ZM262 50H263V49H262ZM3 51H4V50H3ZM10 51H11V50H10ZM16 51H17V50H16ZM22 51H23V50H22ZM24 51H25V50H24ZM172 51L175 52V50H173V49H172ZM181 51H183V50H181ZM12 52H13V51H12ZM14 52H15V51H14ZM138 52H139V51H138ZM222 52H223V53H222ZM228 52H229V51H228ZM250 52H252V55H251ZM258 52H259V53H258ZM262 52H263V51H261V53H262ZM0 53H1V52H0ZM4 53H6V52H4ZM10 53H11V52H10ZM16 53H19V55H22L20 52H16ZM16 53H15V54H16ZM22 53H23V52H22ZM141 53H142V52H141ZM141 53H140V54L138 53V54H139V56H138L139 58H140ZM169 53H170V52H169ZM234 53H232V54H234ZM1 54H2V53H1ZM13 54H14V53H13ZM13 54H12V55H13ZM24 54H26V53L24 52ZM138 54H136V55H138ZM249 54H250V56H252V57H250ZM253 54H254V60L256 61V60L258 59L255 63H254V62L252 63V61H254V60H253ZM255 54H256V55H255ZM4 55H5V54H4ZM4 55H3V57H4ZM6 55H7V53H6ZM6 55H5V56H6ZM12 55H11V56L9 55V57H8V56H6V57H8V59H9V58H10V59H11V58H14V57H13L14 55H13V56H12ZM17 55H18V54H17ZM19 55H18V56H19ZM224 55H225V56H224ZM262 55H264V54H262ZM22 56H23V55H22ZM22 56H20V57L22 58ZM24 56H26V55H24ZM141 56H142V55H141ZM227 56H228V57H227ZM246 56H247V57H246ZM255 56H257L258 58L255 59ZM259 56H260V57H259ZM15 57H16V55H15ZM4 58H5V57H4ZM21 58H20L19 60H21ZM250 58H251V59H250ZM237 59H238V57L236 58V60H237ZM243 59H245V61H246V60L248 61L247 64L249 63V60H250V64L246 65V62H245ZM248 59H249V60H248ZM0 60H1V57H0ZM4 60H5V59H4ZM11 60H12V59H11ZM14 60H15V59H14ZM17 60H18V59H17ZM19 60H18V61H19ZM227 60H229V61H227ZM233 60H234V62H233ZM251 60H252V61H251ZM259 60L262 61V62H261V63L258 62ZM6 61H7V60H6ZM22 61H24V60H22ZM230 61H231V62H230ZM12 62H13V61H12ZM38 62L40 63L39 60H38ZM257 62L260 63V64H258ZM9 63H10V62H9ZM9 63H8V64H9ZM13 63H14V62H13ZM24 63H25V61H24ZM35 63L38 64L37 62H35ZM6 64H7V63H6ZM19 64H20V61H19V63H18V62L16 63V65H19ZM25 64H28V63H25ZM236 64H237V65H236ZM240 64H243L242 66H245V65H246L247 67H245V68H244V67H241ZM254 64H255V65H254ZM1 65H2V63H1ZM10 65H11V64H10ZM21 65L23 66V64H21ZM34 65H35V64H34ZM41 65H42V63L40 64V66H41ZM43 65H44V64H43ZM43 65H42V67H43ZM250 65H254V66H250ZM258 65H259V66H258ZM263 65H264V63H263ZM11 66H12V65H11ZM22 66H21V67H22ZM25 66H26V65H25ZM45 66H46V64H45ZM45 66L43 67L42 72H43V70L45 71V69L48 68L47 66H46V67H45ZM222 66H223L224 68H226L224 65H222ZM222 66H221V68H222ZM236 66H237V67H236ZM248 66H249V67H248ZM2 67L5 68V66H2ZM6 67H7V66H6ZM8 67H9V66H8ZM14 67H16V66H14V64H13V68H14ZM18 67H19V66H17V68H14V69L11 68V71H9L10 74H8V73L6 72L7 75H10V77H8L9 80H8L7 78H5L4 80L2 79V77H3V78L5 77V76L3 75V73H1L3 70H5L4 68H2L3 70L0 71V73H1V76H2V75H3V76H2V77L0 76L1 79H2V80H1V79H0V80L3 81V82H7V80H8V82H10V78H12V79L15 78V75H12V76L14 77V78H13V77H11V74H12L13 72H16V73H17V71L19 72V70H18L19 68H18ZM33 67H35V66H33ZM33 67H31V69H30V70H31V74H30V75L34 74V73L32 72V71H33V70H32ZM37 67H38V66H37ZM42 67H40V68H42ZM172 67H174V66H172ZM172 67L169 68L170 70H167L166 68H165V70H166L167 72L171 71V72H169V74H170V73H172L173 70H174V69L172 70ZM28 68H29V67H28ZM35 68H36V67H35ZM35 68H34V69H35ZM174 68H175V67H174ZM224 68H223L222 70H224ZM234 68H236L235 71H233ZM248 68H249V69H248ZM252 68H253V69H252ZM254 68H255V69H254ZM259 68H260V69H259ZM0 69H1V68H0ZM7 69H8V68H6V70H7ZM15 69H17V71H16ZM21 69H23V68H20V70H21ZM25 69L28 70L27 68H25ZM49 69H50V68H49ZM159 69H160V68H159ZM175 69H177V68H175ZM240 69L237 70V73H233V76H231V74L228 75L230 78H229V77L227 78V75H226V78H225V79H223V76H225V75H223V74H224L225 72L222 73V70H221V71H220V72L222 73V76H221V77H222V79H223V81L221 82V84L224 82V80L227 81V79H229V80H231V81L233 82V81L236 79V77L240 75V73H241ZM30 70H28V71L30 72ZM36 70H37V69H36ZM46 70H47V69H46ZM60 70H61V69H60ZM165 70L163 69L162 71H164V72L161 71L162 73H160V71H158V70H157V71L155 70V71H156L155 76L157 75L158 72L160 73V74H158V75L163 76L162 74H163V73L165 74V72H166ZM226 70H227V69H226ZM253 70H254V71H253ZM255 70H256V71H255ZM12 71H13V72H12ZM21 71H22V70H21ZM40 71H41V70H40ZM47 71H49V70H47ZM174 71H175V70H174ZM187 71H188V70H187ZM227 71H228V70H227ZM260 71H261V72H260ZM11 72H12V73H11ZM26 72H27V71H26ZM26 72H25V73H26ZM36 72H37V71H36ZM239 72H240V73H239ZM19 73H20V72H19ZM19 73H17L18 75L16 74L17 77H18V76L20 77V74H19ZM21 73L23 74L24 72L22 71ZM25 73H24V75H25ZM38 73L41 74L40 72H38ZM38 73H37V75H38ZM45 73H46V72H43L42 74H45ZM246 73H247V74H246ZM248 73H249V74H248ZM13 74H14V73H13ZM27 74H28V72H27ZM186 74H187V73H186ZM225 74H227V72H226ZM235 74H237V75L235 76V79L233 80ZM241 74H242V73H241ZM251 74H252V75H251ZM24 75H21V78H22V76H24ZM28 75H29V74H28ZM60 75H61V72H60ZM153 75H154V74H153ZM253 75H254V76H253ZM261 75H262V76H261ZM217 76L219 77L220 74H217ZM242 76H243V75H242ZM242 76H241V77H242ZM259 76H260V77H259ZM6 77H7V76H6ZM17 77H16V78H17ZM27 77H30V76H27ZM31 77H32V76H31ZM36 77H37V76H36ZM60 77H61V76H60ZM232 77H233V78H232ZM251 77H252V78H251ZM257 77H258V78H257ZM23 78H24V77H23ZM23 78H22V81H20L21 79H19L20 82H17V80L14 81V80L11 79V81H12L13 83H14V82H15V83L17 82L16 85L19 86V89H20V90H19L18 87H16V85H14V86L17 88V91L19 90V92H17V91H16V88L14 87V88H15V91L13 90L12 93L15 92L14 94H16V96H18V93H20V91H21V87H22V90L24 89V87L27 88V86H26V84H27V80H28V84H31V85L33 86V84L35 83V81L38 80L37 82H39V80H40L39 78H42V76L39 75L38 79L34 78V79H36V80H31V79H29V78H27V80H26V77H25V80H26L25 83H24V81H23V80H24ZM32 78H33V77H32ZM231 78H232V79H231ZM249 78H250V80H249ZM254 78L257 80V85H256V83L254 84V85H256V87H253V83L255 82V79H254ZM6 79H7V80H6ZM17 79H18V78H17ZM60 79H61V78H60ZM222 79H221V80H222ZM247 79H248V80H247ZM251 79H252V80H251ZM259 79H260L261 81H260ZM5 80H6V81H5ZM240 80H239V81H240ZM245 80H247V81H245ZM253 80H254V82H253ZM31 81H32V82H31ZM33 81H34V82H33ZM231 81H229V82H231ZM235 81H236V80H235ZM249 81H250V82H249ZM258 81H259V82H258ZM3 82H2V83H3ZM12 82H11V83H12ZM21 82H23V84H25L24 87L21 86V85H22ZM29 82H30V83H29ZM60 82H61V81H60ZM232 82H231V84H230V83L228 84V86L231 85V87H229V89L232 88V86H233V83H232ZM13 83H12V85H13ZM18 83H19V85H18ZM32 83H33V84H32ZM39 83H40V82H39ZM41 83H42V82H41ZM226 83H227V82L223 83V85L226 84ZM249 83H250V84H249ZM258 83H260V84H258ZM0 84H1V83H0ZM3 84H4V83H3ZM3 84H1L0 86L2 87ZM7 84L9 85L10 83H7ZM7 84H4V85H6V86L8 87ZM20 84H21V85H20ZM60 84H61V83H60ZM261 84H262V85H261ZM35 85H36V84H35ZM250 85H251V86H250ZM6 86H4V87H6ZM20 86H21V87H20ZM41 86H43V85H41ZM41 86H38V87L41 88ZM60 86H61V85H60ZM225 86H227V84H226ZM225 86H224V88H225ZM257 86H258L259 88H260V86H261V88H260L259 90H257V88H258ZM10 87H11V85L9 86V88H10ZM29 87H31V86L29 85ZM36 87H37V85L35 86V88H36ZM45 87H47V86H45ZM35 88H33V89H35ZM49 88H50V87H49ZM55 88H56V89L58 88L57 91H56V92H58L59 87H55ZM55 88H54V91L56 90ZM60 88H61V87H60ZM95 88L97 89V88H99V87H97V85H96ZM221 88H222V90L224 89L222 85H221ZM253 88H254V89H253ZM255 88H256V89H255ZM11 89H13V87H11ZM27 89H28V88H27ZM93 89H94V88H93ZM96 89H95V90H96ZM252 89H253L254 91L257 90V91L259 92V94H258V92L256 91V92H255V95H254V91H253ZM0 90H2V88H1ZM5 90H6V89H5ZM5 90H2V91H4V93H3L4 95H5ZM30 90L33 91L32 89H29V91H30ZM38 90H39V89H38ZM43 90H44V88L42 87V89L39 90V93H40V91L42 92ZM49 90H51V89H49ZM49 90H48V91H49ZM225 90H228V89H225ZM247 90H248V91H247ZM261 90H262V92H260ZM23 91L26 92L25 90H23ZM27 91H28V90H27ZM36 91H37V88H36ZM52 91H53V90H52ZM83 91H84V89L81 91V96H80V97H81V98H80L81 100H83V98H86V99H88V98H89V99H91V98H95L93 94H96V95H97L98 93H99V94L102 93L101 90H100V92H99L98 89L96 90V93H93L94 90H92V89H91V91H88V92H86V93L83 92ZM92 91H93V92H92ZM7 92H8V91H7ZM16 92H17V93H16ZM24 92H23L22 94H24ZM59 92H60V91H59ZM59 92H58V93H59ZM97 92H98V93H97ZM223 92H226V91H223ZM12 93H11V94H12ZM37 93H38V92H37ZM52 93H53V92H50L51 96H52ZM58 93H57V94H58ZM83 93H84V94H83ZM89 93H90V94H89ZM261 93H262V94H261ZM3 94H1V96H4ZM9 94H10V93H9ZM11 94H10V95H11ZM50 94H48V98L50 97L48 102H50V100H51L52 98H54V95H53V97L51 98ZM54 94H55V93H54ZM60 94H61V92L59 93V95H60ZM82 94H83V96H82ZM230 94H231V93H230ZM7 95H8V93H7ZM20 95H21V94H20ZM29 95H30V94H29ZM37 95H38V94H37ZM39 95L41 96V94H39ZM85 95H87V96H85ZM96 95H95V96H96ZM232 95H234V94H232ZM244 95H245V96H244ZM257 95H258V96H257ZM1 96H0V100H1ZM22 96H24V95H22ZM25 96H27V97L25 98V100H26V99L28 98V92L26 93ZM55 96H56V95H55ZM105 96H106V95H105ZM228 96H229V95H228ZM234 96H235V95H234ZM234 96H233V97H234ZM243 96H244V98H243ZM251 96H252V97H251ZM256 96H257V97H256ZM261 96H260V97H261ZM8 97H9V96H6V98H8ZM12 97L14 98L15 96H12ZM19 97H21V96H19ZM82 97H83V98H82ZM103 97H104V96H103ZM103 97H102V98H103ZM219 97H220V96H219ZM245 97H246V98H245ZM3 98H5V96H4ZM13 98H11V99L13 100ZM17 98H18V97H17ZM29 98H30V97H29ZM29 98H28V99H29ZM36 98H37V97H36ZM38 98H39V97H38ZM48 98L46 99V102H47ZM57 98H58V96H57ZM15 99H16V98H15ZM19 99H20V98H19ZM23 99H24V98H22V100H23ZM41 99H42V98H41ZM41 99L39 98V101H40ZM55 99H56V97H55ZM58 99H60V96H59ZM58 99H57V101H60V100H58ZM212 99L214 100V102H212V103H214V105L211 104V101H210L211 99H210V100H209L210 103L207 101V102L209 103L208 108H207V106H206V104H205L206 109H203V108H205V107H203V108L200 107V109L202 108L203 110H206V111H203V112H205L206 114H209V116L211 115L210 112H212V115L216 114V115H215V117H216V116H219L218 113H215V112H216L215 109L217 108L216 105H218V107H219V105H221V103H223V105H221L222 107L220 106V107H221V109H220L221 111H217V112H219V113L222 114V115H224V113H225V114L227 115L225 121H228L229 119H227V118H229V117H228V115H229V114H228L229 111H226V112H225V110H224V112L222 111V110H223V106H224V104L227 105V103H225V100L228 101V98L225 99V98H223V96H222V99H219V100H223V102H221V103H220L219 101H218V103H216V102H217V98H216V100H215V98H212ZM224 99H225V100H224ZM3 100H4V99H3ZM3 100H2V102H3ZM5 100H7V99H5ZM12 100H10V101H12ZM34 100L36 101L37 99H34ZM100 100H101L100 103H99V101H96V102H94V103H96V104H98V103H99V104H102V103H103L102 101H103L104 99H100ZM233 100H234V99H233ZM7 101H8V100H7ZM7 101H4V102H7ZM37 101H38V100H37ZM41 101H42V100H41ZM243 101H245V102H243ZM261 101H262V102H261ZM0 102H1V101H0ZM4 102H3V103H4ZM13 102H14V100H13ZM13 102H12V103H13ZM43 102H44V100H43ZM43 102H42V105L45 104L44 106H46L47 104H46V103H43ZM53 102H54V101H53ZM55 102H56V101H55ZM228 102H229V101H228ZM9 103H10V102H9ZM9 103H7V104L9 105ZM14 103H15V102H14ZM18 103H19V101H18ZM20 103L22 104L21 101H20ZM23 103H24V101H23ZM25 103H26V102H25ZM27 103H28V102H27ZM27 103H26V104H27ZM58 103L60 104V102H58ZM229 103H230V102H229ZM232 103H233V102H232ZM234 103H235V102H234ZM1 104H2V103H1ZM5 104H6V103H5ZM5 104H4V106L6 107ZM21 104H20V105H21ZM28 104H29V103H28ZM34 104H35V103H34ZM52 104H53V103H52ZM96 104H95L96 108H97V106H98V108L101 106V105L99 106V104H98V105H96ZM160 104H161V103H160ZM237 104H235V105H237ZM8 105H7V106H8ZM13 105H14V104H13ZM15 105H16V104H15ZM37 105H39V104H37ZM49 105H50V103H49ZM49 105H47L48 108H51L52 106L49 107ZM56 105H57V104H56ZM161 105H162V104H161ZM161 105H159L160 108L162 107ZM232 105H233V104H232ZM232 105H231V106H232ZM252 105H253V106H252ZM0 106H1V105H0ZM22 106L24 107V104H23ZM26 106H27V105H26ZM29 106H30V105H29ZM44 106H41V104H40V107H43V108H44ZM53 106H54V105H53ZM203 106H204V105H203ZM214 106H216V108H214ZM227 106H230V105L228 104ZM233 106H234V105H233ZM255 106H256V107H255ZM258 106H259V107L261 106V107L259 108ZM5 107H4V108H5ZM9 107H10V106H9ZM9 107H8V108H9ZM17 107H18V106H17ZM20 107H21V106H20ZM23 107H22V108H23ZM35 107H36V106H35ZM35 107H34V109H35ZM38 107H39V106H38ZM38 107H36V109H37ZM54 107L56 108V106H54ZM54 107L52 108V111H51V110H50V111L48 110L50 113L47 111V113L49 114V116H50V114H52V112L55 113V111H53V110H54ZM220 107H219V108H220ZM225 107H226V106H225ZM225 107H224V109H225ZM237 107H239V106H234V108H237ZM250 107H251V108H250ZM253 107H254L255 110L253 109ZM1 108H2V107H1ZM8 108L6 107V109H8ZM14 108H15V107L12 106V109H14ZM22 108H21V110H22ZM27 108H28V107H27ZM29 108H30V107H29ZM43 108H41V110H42ZM48 108L46 107V109H48ZM91 108H92V107H91ZM94 108H95V107H94ZM94 108H92L94 111H92V110L90 109V112H91V113L93 112V114H94L96 111H98V109H94ZM219 108H218V110H219ZM227 108H229V107H226V109H227ZM231 108H232V107H231ZM239 108H240V107H239ZM247 108H249V109H247ZM256 108H257L258 110H257ZM10 109H11V108H10ZM12 109H11V110H12ZM17 109H18V108H17ZM17 109H16V110H17ZM58 109H59V108H58ZM202 109L200 110L201 112H202ZM232 109H233V108H232ZM261 109H263V110L261 111ZM14 110H15V109H14ZM14 110H12V113H14V112H13ZM16 110H15V111H16ZM18 110H19V109H18ZM30 110H32V109H30ZM30 110H29V111H30ZM38 110H40V109L38 108ZM173 110H174V109H173ZM180 110H181V109H179V110L177 109L178 112H180ZM182 110H183V112H184V114H185V110H184V109H182ZM197 110H198V109H197ZM210 110H211V111H210ZM227 110H230V108L227 109ZM233 110H234V109H233ZM233 110H232V112H233ZM250 110H251V111H250ZM1 111H3V109H2ZM4 111H5V110H4ZM22 111H23V110H22ZM25 111H26V110H25ZM25 111H23V112L25 113ZM29 111H28V112H29ZM57 111H58V110H57ZM177 111H176V110H175L174 112L171 111V113H170V111H169L170 116L173 118V120H170V122H173V121L176 122V119H177L178 115H181L180 113L177 114ZM214 111H215V112H214ZM254 111H255V112H254ZM258 111H259V113H258ZM7 112H9V111L7 110ZM19 112H20V114L23 115V112H21V111H19ZM44 112H46V111H42L43 115H41V116H44V114H45ZM201 112H196V113H201ZM213 112H214V113H213ZM221 112H222V113H221ZM236 112L239 114V110H238V111L236 110ZM250 112H251V113H250ZM253 112H254V113H253ZM2 113H3V112H2ZM5 113H6V112H5ZM17 113H18V112H17ZM17 113H16V115H17ZM34 113H35V112H34ZM40 113H41V112H40ZM42 113H41V114H42ZM54 113L52 114L53 117H54L55 114H58V113H55V114H54ZM248 113H249V114H248ZM28 114H29V113H27V115H28ZM32 114H33V113H32ZM37 114L40 115L39 113H37ZM171 114H174V115L172 116ZM184 114L182 113L181 116H184ZM206 114L204 115L205 117H206ZM230 114H231V113H230ZM14 115H15V114H14ZM29 115H30V114H29ZM45 115H46V114H45ZM175 115H176V118H175ZM194 115H195V113H194ZM197 115H198V114H197ZM0 116H3V115L1 114ZM6 116H7V115H6ZM6 116H5V117H6ZM9 116H11V115H8V117H9ZM19 116H20V115H19ZM24 116H26V115H23V117H24ZM31 116H32V115H30L29 117L31 118ZM47 116H48V115H47ZM191 116H193V113H192ZM200 116L203 117V114L200 115ZM200 116H199V115H198V116L195 115V116H194L195 118L193 119V117H192V120H197L198 118H199V120H200V119L202 118V117H200ZM209 116H208V117H209ZM229 116H231V119L233 120L232 115H229ZM14 117H15V116H14ZM14 117L12 116V118H14ZM16 117H17V116H16ZM20 117H21V116H20ZM34 117H35V114H34L33 118H34ZM37 117H38V116H37ZM45 117H46V116H45ZM165 117H168V119L170 118L169 115H167V116H165ZM222 117H223V118H222ZM224 117H225V116H221V120H224V119H225ZM3 118H4V116H3ZM17 118H18V117H17ZM27 118H28V117H27ZM30 118L27 120L26 117H25V121L27 120L26 122H28V121L30 120ZM41 118H42V117H41ZM51 118H52V116L50 117V119H51ZM55 118H61V116L59 117V116L55 115V117L53 118V120H55ZM172 118H170V119H172ZM179 118H180V117H179ZM184 118H185V117H184ZM196 118H197V119H196ZM210 118H211V116H210ZM210 118H207V120H206V118H205V120L208 121ZM213 118H214V117H212V119H213ZM245 118H246V119H245ZM4 119H5V118H4ZM20 119H21V118H19V121H21ZM36 119H39V120H40V117H38V118H36ZM36 119H35V120H36ZM44 119H45V118H44ZM48 119H49V118H48ZM174 119H175V120H174ZM180 119L182 120L183 118H180ZM212 119H210V121H212ZM214 119H215V118H214ZM261 119H262V120H261ZM9 120H10V119H9ZM17 120H18V119H17ZM23 120H24V118H23ZM39 120H38V121H39ZM42 120H43V119H42ZM42 120H40V121H42ZM57 120L60 121L61 119H60V120L57 119ZM165 120L167 121V119H165ZM177 120H178V119H177ZM190 120H191V118H190ZM199 120H198V121H199ZM232 120H229V122L232 121ZM2 121H3V120H2ZM7 121H8V120H7ZM19 121H18V122H19ZM30 121H33V120L31 119ZM30 121H29L28 123H30ZM36 121H37V120H36ZM46 121H47V117H46ZM46 121H45V122H46ZM51 121H52V119L50 120V122H51ZM163 121H164V120H163ZM166 121H165V123H168V124H167V125L165 124L164 127L167 129L168 127H166V126H169V122H168V121L166 122ZM198 121H197V122H198ZM202 121H203V120H202ZM206 121H204V122H206ZM217 121H218V120H217ZM233 121H234V120H233ZM233 121L230 122V123H232V125H231L230 123L227 122V124H230V125H228L229 127H230V126H231V127H232V126L235 127L234 124H233ZM236 121H237V120H236ZM253 121H254V122H253ZM12 122H14V120H13ZM12 122H11V123H12ZM21 122H23V121H21ZM47 122H48V121H47ZM47 122H46V123H47ZM50 122H48V123H50ZM54 122H56V121H54ZM175 122H173V123H175ZM190 122H192V124L195 123V122H193V121H189V122H188V124H189V129H190L192 126H194V125H190ZM222 122H223V121H222ZM237 122H238V121H237ZM255 122H256V123H255ZM3 123H4V122H3ZM6 123H7V122H6ZM9 123H10V122H9ZM11 123H10V125L12 126L13 123H12V124H11ZM19 123H20V122H19ZM31 123H33V122H31ZM36 123H37V122H36ZM51 123H52V122H51ZM57 123H58V122H57ZM57 123H56V124H57ZM60 123H61V122H60ZM173 123H170V124H173ZM198 123H199V124H201V123L203 124V122H201V123L198 122ZM213 123H214V122H213ZM213 123H212V124L208 123L206 126H209V125H212V126H213ZM220 123H221V122L219 121L218 124L220 125ZM234 123H235V121H234ZM260 123H262V124H261L262 127H261ZM0 124L2 125V123H0ZM21 124H22V123H20V125H21ZM24 124H26V123L24 122ZM163 124H164V123L160 124V127H161V128H162L161 125H163ZM188 124H186V125H188ZM204 124H206V123H204ZM215 124H217V123H215ZM215 124H214V126H216ZM224 124H225V122L223 123V127L225 126ZM250 124H252V125H250ZM255 124H256V125H255ZM14 125H15V122H14ZM27 125H28V124H27ZM37 125H38V127L40 126L38 123H37ZM37 125H33V127H34V126H37ZM46 125H47V124H46ZM61 125H62V123H61ZM239 125H240V124H239V122H238L237 126H239ZM253 125H254L255 127H256V126L259 127V128H257V127H256V128H257V130L260 129V133L254 130L255 127H254ZM2 126H4V125H2ZM7 126H8V125H7ZM17 126H18V125H16V127H17ZM22 126L24 127L23 124H22ZM41 126H42V124H41ZM49 126H50V125H49ZM51 126H52V125H51ZM54 126H55V125H53V127H54ZM58 126H59V124H58ZM58 126H57V127H58ZM135 126H136V125H135ZM135 126L131 124V125H129V127H127V128L125 127V128H126L125 131H126V132L128 131L129 136H130V134H131V133H130L131 131L133 132L134 129H135V131H136V128H137V127L134 128ZM190 126H191V127H190ZM206 126L204 125V127H206ZM214 126H213V128H214ZM220 126H222V125H220ZM9 127H10V126H9ZM19 127H20V126L17 127V130L21 128V127H20V128H19ZM25 127H26V126H25ZM44 127H45V126H43V128H44ZM53 127H52V129H53ZM57 127H56V128H57ZM86 127H87V128H86ZM86 127H85V128H86V130L88 131L90 127H89V126H86ZM122 127H123V126H122ZM122 127H120L119 129H122ZM183 127L185 128V130L182 131V134H181V135H178V136H180L181 138H180V140H179V138L177 139V141H179V142H177V144H178V146H179V144L181 143L182 145H184L183 147L185 148V144H183V142L185 143V141H186V144H187V143H188V140H190V138L188 137V140H185V141H184L185 137L182 138L183 135L185 136V134H183V132H185V133H189L188 126H183ZM196 127H197V126H196ZM204 127H202V125H201L200 129L197 128L199 131H198V130H194V128L192 127V128H193V132H194V131H195V132L198 131V132H199L198 135H199V136H200V135L202 136V134H201L200 131H202L201 129L204 128ZM217 127H218V130L223 129V131H221V133H224V135H225V132H224L225 129L222 128V127H221V129H219L220 127H219L218 125H217ZM229 127H228V128H229ZM231 127H230V129H229V132L232 131V130H231ZM233 127H232V128H233ZM239 127H240V126H239ZM250 127H251V128H250ZM4 128H6V127H4ZM41 128H42V127H41ZM41 128L38 130V133H39V131H44V130H45V129H43V128L41 129ZM49 128H50V127H49ZM49 128H48V127L46 128V130H45V135L48 134V131H47V130H50V132H52V131H51L52 129H49ZM59 128H60V126H59ZM123 128H124V127H123ZM206 128H207V127H206ZM215 128H216V127H215ZM215 128H214L215 134H218V132H216V129H217V128H216V129H215ZM225 128H226V126H225ZM237 128H238V127H237ZM2 129H3V127L1 128V126H0V130H2ZM12 129H13V128H12ZM12 129H11V127H10V131H8V132H11ZM14 129H15V128H14ZM21 129H22V128H21ZM24 129H25V128H24ZM33 129H34V128H33ZM36 129H37V128H36ZM139 129H140V128H139ZM139 129L137 128V132L139 131V132H138V136H137L136 132L134 131L135 134H136V136H135L136 138H135V137H133V138H134L135 140H138V139H141V140H142L141 137H143V136H141V135H142L143 133L141 134V133H140L141 130H139ZM162 129H163V128H162ZM204 129H205V128H204ZM240 129H241V128H240ZM250 129H252V131H251ZM4 130H5V129H4ZM6 130H7V129H6ZM17 130H16V131H17ZM22 130H23V129H22ZM27 130H28V129H27ZM31 130H32V129H31ZM56 130H57V132H58V129H56ZM83 130H85V129H83ZM86 130H85V131H86ZM159 130H160V129H159ZM164 130H165V129L161 130V132L164 131ZM168 130H170V129L168 128L167 131H165V132H166V135H165V132H162V133H161L160 136H162V137H161L162 139H163L164 137H168L169 139L172 138L171 136L174 137V134H175V133L173 134V133H172L173 131H172L171 133H172L173 135H171V133H170L171 130H170V131H169V134H167ZM186 130H187V131H186ZM190 130H192V129H190ZM206 130H207V134L209 135L210 133H209L208 130H210V129H205V132H206ZM212 130H213V129H212ZM16 131H14V132H16ZM19 131H20V130H19ZM33 131H35V129H34ZM33 131H31V132H33ZM90 131H91V130H90ZM125 131H124V132H125ZM129 131H130V132H129ZM239 131H240V130H239ZM244 131H243V132H244ZM0 132H2V133H0V136L2 135V136H1L2 138H1V144H0V145H2L3 142H4V143L6 142V138H7V136H8L7 134H10V133H4V134L7 135V136L5 137V135L3 134V132H5V131H0ZM27 132H30V130L27 131ZM31 132H30V133H31ZM46 132H47V134H46ZM55 132H56V131H55ZM57 132H56V133H57ZM117 132H119V131L117 130ZM117 132H116V133H117ZM120 132L123 134V130L120 131ZM142 132H143V130H142ZM205 132H203V134H205ZM211 132H212V131H211ZM227 132H228V131H227ZM229 132H228V134H230ZM240 132H242V131H240ZM254 132H257V133L255 134ZM22 133H24V132H22ZM30 133H24V134H30ZM33 133H34V132H33ZM59 133H60V132H59ZM139 133H140V135H139ZM163 133H164V134H163ZM191 133H192V131H190L189 134H186V137H187V136H190ZM221 133L219 132V134L216 135V137L219 136V135H220L221 137H225V136H226L228 140L226 139L227 141H225V140H224V141H225V142H229V141H231V138H230V137H232V136H229V135L222 136ZM232 133H233V132H232ZM263 133H264V131H263ZM263 133H261V135H262ZM11 134H13V132H12ZM15 134H17V132H16ZM15 134H13V135L15 136ZM31 134H32V133H31ZM35 134H36V133H35ZM35 134H34V135H35ZM41 134H43V133H40V135H41ZM51 134H53V133H51ZM193 134H194V133H193ZM207 134H206V136H207ZM213 134H214V132H213ZM239 134H240V133H239ZM21 135H23V134H21ZM45 135H44V137H45ZM54 135H55V134H54ZM54 135H53V136H54ZM114 135H115V134H114ZM123 135H124V134H123ZM131 135H132V134H131ZM163 135H164V136H163ZM167 135H168V136H167ZM170 135H171V136H170ZM175 135H176V134H175ZM211 135H212V133H211ZM261 135H259V136H261ZM10 136H12V135H10ZM10 136H8V137H10ZM24 136H25V135H23L22 137H24ZM30 136H31V135H30ZM32 136H33V135H32ZM32 136H31V137H32ZM41 136H43V135H41ZM41 136H38V137H41ZM50 136H51V135H50ZM55 136H56V138H57V137H58V133H57V135H55ZM55 136H54V137H55ZM117 136H118V135H117ZM119 136H120L121 139H123L122 136H121L120 134H119ZM119 136H118V137H119ZM140 136H141V137H140ZM192 136H194V135H192ZM199 136H197V134H196V136H194V138L196 137L195 140H197V138H198ZM201 136H200V137H201ZM203 136H204V135H203ZM228 136H229V138H228ZM239 136H240V135H239ZM259 136H258V137H259ZM26 137H27V135H26ZM130 137H131V136H130ZM138 137H140V138H138ZM200 137H199V138H200ZM209 137H210V135H209ZM216 137H215V135L213 136L214 139H215ZM263 137H264V136H263ZM11 138H12V137H11ZM11 138H10V139H11ZM16 138H17V137H16ZM16 138H15V139H16ZM33 138H35V137H33ZM42 138H43V137H42ZM42 138H39V139H42ZM116 138H117V137H116ZM120 138H117V141H118ZM131 138H132V137H131ZM168 138H166V139L168 140ZM199 138H198V139H199ZM201 138H202V137H201ZM204 138H206V137L204 136ZM204 138H203V139H204ZM207 138H208V137H207ZM207 138L205 139V140H207V141H208V139H211V138H208V139H207ZM248 138L250 139L251 137H249V135H248ZM248 138H247V139H248ZM253 138H252V139H253ZM17 139H18V138H17ZM19 139H20V141L23 140V139H21V138H19ZM25 139H26V138H25ZM27 139H28V141H29L30 143H31V141L34 140V139H33V140L30 141L31 138H29V137H28ZM36 139H37V138H36ZM43 139H44V138H43ZM43 139H42V140H43ZM52 139H53V137H52ZM52 139H49L50 142H51L52 144H53V143L55 144V142H53L55 138L53 139V141H52ZM58 139H59V138H58ZM58 139H56L55 141L57 142ZM110 139H111V138H110ZM112 139L114 140L113 136H112ZM121 139H120V143H121ZM124 139H125V140H123V141H124V142L126 141V142H125L126 145L129 146V142H127L128 140H126V139H128L127 136H126V134H125V138H124ZM164 139H165V138H164ZM164 139H163V141H164ZM181 139H182V140H181ZM224 139H225V138H224ZM240 139H241V137L239 138V140H240ZM249 139H248V140H249ZM252 139L249 140V144H250V141H254L255 138H254L253 140H252ZM258 139H260V140H258V143L256 142V140H255V142H256L257 144L260 145L261 143H259V141L262 142V141H263L262 139H264V138L259 137ZM45 140H46V139H45ZM113 140L111 141V143L113 142V144H114V141H113ZM141 140H140V141H141ZM195 140H190L191 145L194 146L193 143H195ZM201 140H202V139H201ZM205 140H204V141H205ZM241 140H242V146H243L242 148H244L245 150H241V147H240V146H241ZM241 140H240L239 145L237 146V148L240 147V150H239V151L236 150V151L238 152V154L236 153V151L233 150V152H234L235 155H232V156H231L233 159L238 158L237 160L235 159L236 162L234 161L236 164H233V165H235V166L232 165V163H234L233 160H232V158H231L230 156L228 157V155H227L228 152H229L230 149H231V148H230V145L227 146V147L230 148V149L227 150V151H228L227 153H225V152H223V153H219V152H218V156H216L217 153L215 154V152L213 151L214 154H215V156H214V158L211 157V160H212V159L215 160L216 157H217V159H216L217 161H213V160L211 161L210 159H208V160H209V161H208L209 163L206 162V165L202 162V160L204 159V154L206 153V152H204V151H206V150H203V152H202V148L204 147V145H201L202 148H201V146H200V148L198 147L199 149H197V147H196V149H194V147L192 146L193 149H194L193 152H191V151H192V147H191V145H190L191 149H190V147H188L189 149H188V148L184 149V148L182 147L183 150H186V153H185V151H184V152L182 151V153H184L183 155H182V153H180V155H178V153L181 152L182 149H181V150H180L179 148H177V150L173 149V151H174V150H175V151L172 152V153L176 154L177 156L174 155V154H173V155H172V154H169V153H170L169 150L172 151V149H169V150H168V148H169L168 145H170V147H171V146L173 147L174 145L177 146V144L175 143L174 145H172V144L170 143V144L166 145V148H165V149H166L167 151L164 150V149H161L162 153H161V151H160L161 174H162V175H161V177L157 176V178L154 177L153 179H151V180H153V181H152V183H153V187H154L155 184H160V186L157 185V186H155L154 188H153L151 185H149L150 183H147V186H148V187H146V188L144 187V186H146V181H147V179H148L149 181H151V180H150V177L152 178V176H147V175H145V177L142 178V177L144 176L143 174L145 173V172H142V171L144 170V169H142V168H144V167H146V166L149 165V164L146 165L147 161H145V160H144V161L141 160V161H143V163L146 162V163H145L146 166H145L141 161H139V162H141V163H138V164H137L135 161L130 162V164H129L128 161H132V160H128V161L126 162V164H124L123 161H122L123 165H120V168L117 167V169H116V170L118 171V173H120L122 169H124V170H122V172L124 171L125 174L127 173L128 169H129V171H128L127 175H126V178H124L125 176L122 175V174H124V173H120L121 176H119V178L117 179L118 183H115V184H120V185H121V183H122V182H125V181H126L127 184H128L129 178L132 177V178H130L129 184L132 183L131 186H133L134 193L137 192V193H138V196H137V197L135 196L136 198H134V196H133V194H132L133 190H132L131 186H130V187H129V186H126V185H127V184H125L126 182L122 184L121 188L125 186V188H126L127 190L130 189L131 192H130V191L126 192V189H125V192H124V191L121 190V188H120V190H121L122 192H120L119 189H118V188L120 187V185H118L119 187L116 186V185H113L114 188L111 186L110 189L112 190V188H113L114 191L112 190V191L110 192V191H109L110 189H109V190H108L109 192H107V193H108L109 195L112 193L113 197H112V199L108 197L109 200H108L107 197H106V200L109 201V203H108V201H107V203L110 205V207H112L113 205H116V201L118 202V200H119V204H118V203H117V204H118L120 207L123 206L122 209H123V210H126L127 212H126V211H125V212H124V211L121 212V211H120V208H119V210H117L118 212H115V215H114V214H112V213H113V211H114L113 209H114L115 207L111 208L112 212H110V211H111V210H110V207H109V206H106L107 203H105L106 205L104 204L105 207H104V205H103V207H104L105 209H107V208L109 207L108 210H109L110 213H109V212H106V211L103 209L104 211H103V213H101V215H103V216H107V215H111V214H112L111 216H107L106 218H108V217L111 218V222H110V223H113V222H114V223L112 224V226H113L112 228H113V229H114L115 227H117L118 225H121L120 227H117V229L119 228V232H120L123 228L126 229V231H124V230H125V229H124L123 231H121L122 233H121V232L118 233V234H122L121 236H123V238H121L120 235L117 237V229L113 230V232L111 231V229L109 230V228L111 227L110 223H109V225H108L109 228L107 227V222L109 221V218L107 219L108 221L106 220V226H105V228H106V227L108 228L107 231H106V230H103L102 227H104V226H99V224H100L99 221L101 220L100 218H102L103 216H100V215H99L100 212H99L98 210L96 211L95 209L98 208V207H96V206H99V205H101L100 208L102 209V204L100 203V204L98 205V203H97V204L95 203V201H96L97 198H96V199H92L91 201L95 200V201H93L92 203H89V202H91V201H89L90 199L88 200V198H94V197H97L96 195H95V196L92 195L93 197H91V196L88 197V198L86 197V200H88L87 202L89 203V204H88V207H89V208L86 207V208H87V211H86V208L83 207V208H85V213H83L84 210L82 209V211H83V212H82V213H83V216L85 217L84 214H86L88 217H89V216H90V218L92 217V218L90 219L91 221H88V217L86 216V217H87V218H86V219H87V222H92V221H93V216H94V217H95L94 219H95V222H96V223H93V222H94V221H93V222H92L93 225H94V224H97V222H99V224H98V228L101 227V228H102V231H105V232H108V231L110 232V231H111L112 233H108V234H111V235L114 234V232H115L116 234H114V235H113L114 237H113V236H112V237H113L114 239H116L117 241H114V244L116 243V245H117V243H118V245H119V246H115V250H116V248L119 247V248L116 250V253H117V254L119 253V254H118V255H119V258L122 257V256L124 257L125 255L120 256V254L122 253L121 251H122L123 249H124V251H123L122 254H126V253H128V252L131 254V251H132V252L134 251V250H132V249H133L132 247H133L134 245L137 246V247H135V248H137V249H135V250H138V248H140L138 245L141 246V245L144 243L143 241L145 240V238L143 237V239H141V238H142L141 235H139V234H135L134 239L137 237L136 235L141 236L140 239H141V241H142V244L137 243L138 245H136V242H138V241L140 240V239L136 238V240L131 239V242H132V240H133L134 242L136 241V242L134 243L133 246H132V243H133V242H132V243L130 242L131 245H129V246H128V244H127V245H124V244H126V241H128V239H130V238L132 237L131 232L134 231V229H133L132 231H130L129 228H130V227L133 228L132 226H134V225H130V224H135V223H136L135 219H138L140 216H142V215H143L142 213H145V209H146V211L148 210V212H149V207H150V206H149L148 209H147V208H146V206H147L146 204L149 203V201L151 200V199H150V198H151L150 196L152 195V198H154V199H155V198L158 199V200L155 199V200L157 201L158 205H157L156 202L153 201V202H154L153 204H155V205H154V209H155V210H157V207L155 208L156 205L159 206L160 209H162L161 207L164 206L163 211L161 210V212H162L161 214H163V213H164V214H163V216L161 217L162 219H161V218H160V219H161L162 221H166V222H167V221H170L169 223L167 222L168 224H167L166 227L164 226L166 223H165V224L163 223V226L165 227V228H163V229H166V228L168 229V232H166V231L163 232V233L166 232V236L168 235L167 237H170L171 232L173 233L172 230H174L175 233H173L172 235H173V236L176 235V239H179L180 237L177 238V237H178L177 235L183 233L181 236L184 237L185 235H187L188 231H189L191 228H192V229H191L192 234H194V232H195V235H198V237L202 236V237H200V242H201L200 244H201V246H203V247L201 248L203 251H201L202 253L200 252V253L202 254V256H201V254H199V255H195V254H194V256H196L195 259H194V256L192 257V254L194 253L193 250L189 249V248L192 247V246L190 247V243H191V245H192V243H193V242H190V241H192V236H191V239L189 238L190 241L186 239V238H188V237H186V236H185V237H186L185 239H184L183 237H181V239H182V240H185V242L187 241L188 244L185 243V242H183L182 240L179 239L180 242H181V241L183 242V243L181 242V243H182V247H181V248H183V245L185 244L187 247H186V246H184V247H185L186 249L190 250V251H189L190 253L188 252V255L191 254L190 256L193 258V259H192L191 257H190V258L188 257V260L186 259V260H187V263H185V262H186V261H185L184 264H217V263H219V264H238V263H239V264H241L240 259L242 260V264H243V263H244V264H245V263H246V264H248V263H249V264H256V263H257V264H263V263H264V255H263V254H264V251H263V250H264V246H263V244H264V243H263V242H264V240H263V239H264V237H263V236H264V233H263V232H264V231L262 232L263 234L260 233V230H259L260 227H259V228H258V226L256 227V225H259V224L254 225L255 228H258V229H256V230H258L259 232L255 231V228L252 229L253 227L251 228V226H250L251 229H248V227H249V225H248V227L246 228V231L243 232L244 235H243V234H239V233H241L240 231H242V228H243V227H242V228L240 227V226L242 225L241 222H240V220H242V221L248 220V222H250V224H251V221H253V220L250 221L249 219H252V218H251L252 216H253V218H254V217H256V215H257V218H259V221H261V220H260V218H261V219H262V222H261V223L264 225V220H263V218H264V212H263V211H264V149H262V148H264V142H262L261 146L257 145V146H259V147H258L259 150L257 149V146H256L255 142H253V143L255 144L254 146L256 147V149L254 150L253 148H250V150H249V148L246 149L245 146H244V145L248 144V143H247L248 140L246 141V144H244V145H243V143H244V142H243V139H241ZM7 141H9V140H7ZM20 141H19V143H20ZM28 141H23L22 143H24V142L28 143ZM38 141H39V140H38ZM43 141H44V140H43ZM117 141H115L116 144H117ZM174 141H175V140H174ZM199 141H200V139H199ZM202 141H203V140H202ZM209 141H210V140H209ZM211 141H212V140H211ZM211 141H210V142H211ZM33 142H34V141H33ZM33 142H32L31 144H33ZM35 142H36V141H35ZM35 142H34V143H35ZM50 142H49V144H51ZM134 142H138V141H134ZM160 142H162L161 139H160ZM190 142H189L188 144H190ZM213 142H215V141L213 140ZM12 143H13V142H12ZM26 143H25V144H26ZM30 143H29L28 145L31 146ZM47 143H48V142H47ZM47 143H45V144H47ZM58 143H59V142H58ZM118 143H119V142H118ZM120 143H119V144H120ZM122 143H123V142H122ZM173 143H174V142H173ZM202 143H203V142H202ZM202 143H201V144H202ZM204 143H205V142H204ZM7 144H9V143H7ZM7 144L5 143V145H7ZM14 144H15V143H14ZM14 144H13V145H14ZM16 144H17V141H16ZM41 144H42V142H41ZM41 144H40V145H41ZM52 144L49 145V146L47 145L48 148H49L50 146H51V148H55V146L52 145ZM56 144H57V143H56ZM107 144H108V145H107ZM107 144H106V145H103V146H102L103 148H102V147H99V148L97 149V151H98L100 154H101V153H104V152H106V151L109 152L108 147H110L111 145H110L109 143H107ZM181 144H180V145H181ZM196 144H197V142H196ZM199 144H200V143H199ZM207 144H208V143H207ZM207 144H206V146H207ZM3 145H4V144H3ZM5 145H4V148H5ZM10 145L13 146L12 144H10ZM18 145H19V144H18ZM18 145H17V146H18ZM20 145H21V143H20ZM20 145H19V147H20ZM22 145H24V144H22ZM22 145H21V146H22ZM38 145H39V144H38ZM40 145H39V146H40ZM120 145H121V144H120ZM214 145H216V144H214ZM26 146H27V144H26ZM26 146H24V150H25ZM30 146H29V147H30ZM47 146H46V147H47ZM105 146H106V147H105ZM107 146H108V147H107ZM112 146H113V145H112ZM112 146H111V147H112ZM114 146L118 147V145H114ZM128 146H127V147H128ZM186 146H187V145H186ZM250 146H252V144H251ZM262 146H263V147H262ZM2 147H3V146H2ZM2 147L0 148L1 150H2ZM19 147H18V148H19ZM22 147H23V146H22ZM27 147H28V146H27ZM29 147H28L27 149H29ZM32 147H36V149L39 150V148L42 147V146H40V147L38 148V146H36V145L34 146V145H33ZM44 147H45V146H44ZM44 147H43V150L40 149V150H42V152H40V154H39V151H40V150H39V151H36L35 148H34V149L31 148V149H32L31 151L34 152V150H35V153L38 152L37 155H39V158H40V156L42 155L43 152L46 153L45 150H44ZM59 147H60V144H59ZM59 147H57V150H56V151H58V148H59ZM179 147L181 148V146H179ZM246 147H247V146H246ZM7 148H8V145H7ZM14 148H16V146H15ZM14 148H13L12 150H14ZM105 148H106V149H105ZM113 148H115V147H113ZM174 148H175V147H174ZM208 148H210V147H208ZM5 149H6V148H5ZM5 149L2 150L4 153H5ZM8 149H9V148H8ZM10 149H11V147H10ZM22 149H23V148H22ZM22 149H21V150H22ZM46 149H47V148H46ZM200 149H201V152H200ZM203 149H204V148H203ZM206 149H207V148H206ZM216 149H217V148H216ZM16 150H18V149L16 148ZM53 150H55V149H53ZM163 150H164L165 152H164ZM188 150H189V151H188ZM195 150H196V151H199V152H196ZM212 150H213V149H212ZM214 150H215V148H214ZM253 150H254L255 152H254ZM256 150H257V151H256ZM2 151L0 152L1 154H2ZM6 151H7V149H6ZM8 151H9V150H8ZM8 151H7V152H8ZM28 151H30V149L27 150V151H25V152L28 153ZM46 151H47V150H46ZM49 151H50V150H49ZM110 151H111V150H110ZM216 151H217V150H216ZM224 151H226V150H224ZM231 151H232V150H231ZM252 151H253V152H252ZM260 151H261V152H260ZM12 152H13V151H12ZM47 152H48V151H47ZM50 152H51V151H50ZM53 152H54V151H53ZM58 152H59V151H58ZM58 152H57V155H58ZM167 152H168V153H167ZM176 152H177V153H176ZM187 152H188V155H187ZM189 152H190V153H189ZM208 152H209V151H208ZM208 152H207V153H208ZM210 152H211V151H210ZM258 152H259V153H258ZM4 153H3V154H4ZM8 153H9V152H8ZM14 153H16V152H14ZM35 153H34V154H35ZM44 153H43V154H44ZM51 153H52V152H51ZM51 153H50V154H51ZM60 153H61V152H60ZM165 153H166V154H165ZM196 153H198L197 156L194 155V154H196ZM199 153H201V154L199 155ZM231 153H232V152H231ZM231 153H230V154H231ZM257 153H258V154H257ZM30 154H31V152H30ZM47 154H49V152H48ZM53 154H56V153L54 152ZM161 154H162V155H161ZM163 154H164V156H166L167 154L170 155V156H166V157H164ZM189 154H190V155H189ZM191 154L193 155V157H192ZM208 154H209V153H208ZM208 154H207V156H213V155H214L213 153L210 154V155H208ZM220 154H222V155H221L222 157H220ZM224 154H226V155H224ZM230 154H229V155H230ZM236 154H237V155H236ZM254 154H255V155H254ZM5 155H6V153H5ZM5 155H4V156H5ZM26 155H27V158L30 159V157H31L32 154H31V155L26 154ZM57 155H56V156H57ZM184 155H186L187 157L184 156ZM223 155H224V156H223ZM0 156H2V155H0ZM4 156H3L2 158L0 157V158H1L0 160H2V159L4 158ZM29 156H30V157H29ZM47 156H48V155H47ZM56 156H55V157L53 156V157L55 158V160H56L57 157H58V156H57V157H56ZM60 156H61V154H60ZM60 156H59V158H61ZM179 156H180V157H179ZM182 156H184V157H182ZM207 156L205 155L206 158H207ZM257 156H258V157H257ZM5 157L7 158V156H5ZM11 157H12V156H11ZM50 157H51V156H50ZM53 157H52V158H53ZM173 157H174V158H173ZM175 157L177 158V161H178L179 163L176 162ZM190 157H191V158H190ZM200 157H201V158H200ZM218 157H219L220 159H219ZM224 157H225V158H228V159H225ZM259 157H260V158H259ZM54 158H53V162L51 161L52 159L50 160V162H52V163L54 164V165H53V164L50 163V165H51L50 168H51L52 170H51L50 168H47L46 165H48V164H46V163L44 164V163H43V165L46 166L47 169H50L51 173H49L50 171L48 170V172L45 171V172H47V173L44 172V175L42 174V176H45V175L47 174V176H49V178L51 179L52 176H54V175H52V173L54 174V173H55V170H56L57 172H59V171H58V166H59V170H60V164H55L56 161L54 162ZM183 158H184V159H183ZM188 158H189V159H188ZM192 158H193L194 160H193ZM221 158H223V159L221 160ZM229 158L231 159L230 161H229ZM258 158H259V159H258ZM33 159H34V158H32V159L29 160V161H31V163H34L35 161H34ZM43 159H44V157H43ZM47 159L49 160V157H48ZM185 159H186V160H185ZM199 159H200V160H199ZM6 160L8 161V158H7ZM6 160H2V161H5V162H6L5 165H6V166L8 165L9 168L11 169V165H10V163H8ZM11 160H12V159H11ZM44 160H45V159H44ZM57 160H58V159H57ZM60 160H61V159H60ZM60 160H59V162H60ZM168 160H169V161H168ZM170 160H174L173 166H172V164H168V165H171L170 167H171L173 170H175V171L170 170L171 168H169V166L166 167V165H167L166 162H167V161L170 162ZM182 160H183V161H182ZM198 160H199V161H198ZM204 160H206V159H204ZM204 160H203V161H204ZM225 160H228L229 162L232 161V162L230 163L231 166H229V165H228L229 162H228V161H225ZM2 161H1V163H0V166H2ZM32 161H33V162H32ZM45 161H47V160H45ZM45 161H44V162H45ZM136 161H137V160H136ZM163 161H165L164 164H163ZM184 161H187V163L184 162ZM191 161H192L193 163H192ZM195 161H196V162H195ZM36 162H37V161H36ZM36 162H35V163H36ZM59 162H57V163H59ZM134 162H135V164H137L138 166L135 167V165H133ZM137 162H138V161H137ZM155 162H156V163H159L158 161H155ZM155 162H153V163H154V166H158L159 164H155ZM171 162H173V161H171ZM171 162H170V163H171ZM180 162H181V163H180ZM210 162L212 163V165H213V167H214L215 169H212L213 167H212L211 169H210V167H209V169L207 168L208 166H211V165H210V164H211ZM213 162H214V163H213ZM215 162H216V163H215ZM3 163H4V162H3ZM7 163H8V164H7ZM122 163H121V161H120L119 164H122ZM153 163H152V165H153ZM199 163H200V164H199ZM207 163H208V164H207ZM225 163H226V166H229L228 168H230V167L233 166V170H235V171H233L232 168H230V170H232L233 173L235 172L234 175H233V173H230L231 171L228 172V171H227L228 168H226V169H227V170H226L227 173H230V174L232 175V177L234 176V180H235V181H234V182H231L232 184H230V185H233V183H234V186H235V187H233V186H229V187H231V188H229L228 186L223 185V184H224L223 181L220 182V183H222L221 185H220V183L218 182V183H219V184L217 183L218 185L214 184V186H212V183H213V182H211V181H212L213 179H215V176H218V175H215V174L213 173L214 170H216L217 173H218V171H219L218 174H220V175H219L218 177H220V178L224 177L223 180H226L225 177H226V178L230 177V175H229L228 177H227V176H224L225 174L223 175V173H224L225 171L223 170V166H222V164L224 165ZM11 164H12V163H11ZM36 164H38V163H36ZM96 164H97V163H95L94 165L91 164V165H87V167H83V168L80 169L78 172H76V174H77L78 176H77V175L75 176V174H74L75 172H71V174H74V177H73L72 175H70L69 172H66V173H65V172H59L58 174H57V172H56L55 174H57V175H55V176L57 177V176H59V174L61 175V174H64V173H65L64 175H61V176H60L61 180H62V178H63L62 181H64L65 178L67 179V178H68V174H69V175L71 176V179H72V177L74 178V179H73V183H75V182L78 180V177H80V178H79L80 181H82V182H83V180H84V182H85V181H87V182L89 181L90 183L94 184V183H93V182L95 181L94 178L96 177V179H97V177H98L97 175H98L101 171H103V170L105 169V166H103L102 164H99V163H98L97 165H96ZM191 164L194 165V169H193V166H191ZM197 164H198V165H197ZM214 164H215V165H214ZM216 164H219V166L216 165ZM3 165H4V164H3ZM5 165H4V167H5ZM52 165L54 166L55 169L52 168V167H53ZM55 165H56V166H55ZM140 165H141L142 167H141ZM177 165H178V167H177ZM184 165H185V166H184ZM186 165L189 166V167L187 168ZM202 165H204V166H202ZM207 165H208V166H207ZM220 165H221L222 167H220ZM8 166H7V167H8ZM88 166H89V167H88ZM118 166H119V165H118ZM143 166H144V167H143ZM163 166H164L165 168H164ZM183 166H184V167H183ZM217 166H218V167H217ZM224 166H225V165H224ZM226 166H225V167H226ZM236 166H237V167H236ZM2 167H3V166H2ZM2 167H1L0 169H2ZM4 167H3V168H4ZM56 167H57V168H56ZM139 167H140L141 169H140ZM190 167H192V168H190ZM87 168H88V169H87ZM127 168H128V169H127ZM136 168H137V169H136ZM166 168H167V171H166V173H165V169H166ZM168 168H169V171H168ZM179 168H180V169H179ZM197 168H198V169H197ZM47 169H46V170H47ZM118 169H119V170H118ZM134 169H135V170H134ZM138 169H140V172H142V175H143V176L141 175V173L139 172ZM162 169H164V170H162ZM191 169H193V170H191ZM207 169H208V170H207ZM224 169H225V168H224ZM2 170H4V169H2ZM2 170H1V171H2ZM5 170H8V168H5ZM5 170H4V171H5ZM11 170H12V169H11ZM136 170H137L138 172H137ZM141 170H142V171H141ZM176 170H178V172H179V170H180L181 172L178 173ZM186 170H188V171H186ZM189 170H190V171H189ZM210 170H212V171H210ZM222 170H223L224 172H223ZM4 171L2 172V174H1V173H0V174L3 175V174L5 173ZM192 171H193V172H192ZM195 171H197V172L199 173V175H198L197 172H195ZM207 171H208V174H207ZM236 171H238V172H236ZM243 171H244V172H243ZM252 171H253V172H252ZM254 171H255V172H254ZM257 171H258V176H259V177H258L257 175H255V173L257 174ZM79 172H80V173H79ZM172 172H173V173H172ZM188 172H190L191 174L188 173ZM242 172H243V173H242ZM251 172H252L253 174H252ZM8 173H11V174H12L13 171H11V172H10V171H7V174H8ZM16 173H17V176L22 177V175H19L20 172L17 171ZM87 173H88V174H87ZM138 173H140V174H138ZM217 173H216V174H217ZM225 173H226V172H225ZM249 173H250V175H251V174L253 175V176L251 175L252 178L255 177V176H256L255 179L257 178L256 181H255V179L253 178V180H254L253 182H252V180L246 179V181L249 180V183L251 184V186L248 185V184H247L248 182L246 183V181L244 180L245 178H243L245 174H246V176H248ZM7 174L5 173L4 177H6ZM26 174H27V173H26ZM26 174H25V175H26ZM48 174H49V175H48ZM50 174H51L52 176H51ZM66 174H67V177H65ZM120 174H119V175H120ZM125 174H124V175H125ZM128 174H130V176H129ZM179 174H180V176H179ZM185 174H186V175H185ZM194 174H195V175L197 174V176H199V179H197V178H198L197 176L194 177ZM209 174H210L211 176H210ZM237 174H238V175H237ZM247 174H248V175H247ZM9 175H10V174H9ZM14 175H15V174H14ZM140 175H141L142 177L139 178L138 176H140ZM184 175H185V176H184ZM206 175H207L208 177H207ZM212 175H213V177H212ZM226 175H228V174H226ZM235 175H237V176L235 177ZM26 176H29V177H30V175H26ZM42 176L40 175L41 179H42ZM63 176H64V177H63ZM70 176H69V178H70ZM136 176H137V179L139 178V179L141 180V181H138L139 184H135V183H137ZM162 176H163V177H162ZM239 176H240V177H239ZM1 177H2V176H1ZM1 177H0V178H1ZM4 177H3V178H4ZM7 177L9 178V176H7ZM7 177H6V178H7ZM24 177H25V176H24ZM24 177H22L23 180H27L28 182H29V179H30V180H31V179H34V183H37L38 180H39V181L41 180L40 177H39V179H37L38 176H37L36 178H34L35 176H34L33 178H29V177H28L29 179H27L26 177H25V179H24ZM31 177H32V176H31ZM75 177H76L77 179H76ZM122 177H123V178H122ZM146 177H147V179H146V181H145L144 179H145ZM148 177H149V178H148ZM164 177H165V178H164ZM182 177H183L184 179H183ZM193 177H194V179H193ZM209 177H210V178H209ZM232 177H231V178H232ZM251 177H250V179H251ZM3 178H1V179H3ZM6 178H4V180H5ZM22 178H21V179H22ZM44 178H46V177H44ZM82 178H84V179L82 180ZM141 178L145 181V183H144V181H143ZM161 178H162V180H161ZM169 178H170V179H169ZM211 178H213V179H211ZM220 178H218L219 181H220ZM260 178H261V179H260ZM1 179H0V180H1ZM9 179H10V178H9ZM19 179H20V178H19ZM19 179H18V180H19ZM21 179H20V180H21ZM36 179H37V180H36ZM46 179H47V178H46ZM46 179H42V182L45 181ZM50 179H48V180H50ZM71 179H70V181H71ZM93 179H94V181H93ZM120 179H121L122 181H121ZM127 179H128V180H127ZM158 179H159V180H158ZM178 179H179V181H178ZM182 179H183V180H182ZM191 179H192L193 181L196 182V183H195V184H196V185H195L196 187H195L194 185H192V182H193V181H191ZM196 179H197V180H196ZM208 179L211 180V181H210L211 183H209V180H208ZM229 179H230V178H229ZM232 179H233V178H232ZM20 180H19V182H20ZM23 180H21V181L23 182ZM35 180H36V182H35ZM52 180H53V182H54L56 179L53 178ZM67 180H68V179H67ZM75 180H76V181H75ZM172 180H173V181H172ZM185 180H186V181H185ZM198 180H199V181H198ZM216 180H217V179H216ZM240 180H241V181H240ZM27 181H26L25 184H28ZM32 181H33V180H32ZM32 181H30V182L33 183ZM39 181H38L37 184L40 186V185H41V184H40L41 181H40V182H39ZM50 181H51V180H50ZM58 181H59V179L56 181V184L58 183ZM62 181H61V183H62ZM70 181H68V182L65 181V185H64V187L67 185L66 182L69 183ZM74 181H75V182H74ZM91 181H92V182H91ZM96 181H97V180H96ZM149 181H148V182H149ZM157 181H158V183H155V182H157ZM161 181H162V182H161ZM169 181H170V182H169ZM181 181H185V183L188 182L187 190H186V185L182 186V185L184 184V182H183L182 185L179 184V183H182ZM189 181H190V182H189ZM214 181H215V180H214ZM217 181H218V180H217ZM227 181H228V179H227ZM230 181H233V180H230ZM7 182H8V183H7ZM7 182H6V180H5V184H4V186L0 184V187H1V188H0V195H2V196L0 197L1 199H2V197H5L6 194H10L11 191H9L8 188H9L10 190H12V192H15V191H16V190H15V186L9 184V182H10L9 180H8ZM19 182H18V183H19ZM30 182H29V183H30ZM46 182H47V180H46ZM51 182H52V181H51ZM51 182H50V183H51ZM71 182H72V181H71ZM78 182H79V181H78ZM78 182L75 183V184L72 183V186L74 185V189H75V187H77V188H76L77 190H78V188H79V190H81L80 187H78V186H80V183H81V182H79V183H78ZM84 182H83V183H84ZM120 182H121V183H120ZM142 182L144 183V185H142V184H143ZM172 182H173V183H172ZM241 182H244L245 184H244V183H241ZM251 182L254 183V184H252ZM255 182H256V184H255ZM1 183H3V182L1 181ZM59 183H60V181H59ZM61 183H60V185H61ZM63 183H64V182H63ZM63 183H62V184H63ZM90 183H87L88 185H86V186L88 187ZM140 183H142V184H140ZM154 183H155V184H154ZM228 183H230V182H228ZM240 183H241V184H240ZM23 184H24V183H22V185L20 184V186H22V187H20L19 185H17V186H19V188H18V187H17V188H18L19 190H21V188L23 189V188H24V187H23ZM25 184H24V186H27V185H25ZM47 184H48V183H45L44 185H47ZM51 184H52L51 186L53 187V184H54V183H51ZM70 184H71V183H70ZM70 184H69V185H70ZM85 184H86V183H85ZM85 184H83V185H84V186H83L84 190L86 189V188H85ZM92 184H91V186H92ZM168 184H169V186H168ZM176 184H177V185L179 184V186H177ZM193 184H194V183H193ZM236 184H237V185H236ZM242 184L249 186V189H248L247 186H245V188H243V189H244V190L246 189V190H248V191L251 190V194H250V195H251V197H252V196L255 197V198H253V199H255V201H256V204H255V205H254V203H252V202H253V199H252V202H250V201H251V199L249 200V198H251V197H249L250 195H249V196L246 195V197L248 196V200H249V201H248L247 203H248L249 205H247V204L245 205L247 199H246V197L244 198V195L247 194V193L249 194V192L246 191V190H245V191H246L247 193H246L245 191H243V189H242V186H243V185H242ZM32 185H34V184H32ZM44 185H43V186H44ZM58 185H59V184H58ZM58 185H56V186H58ZM69 185H68V186H69ZM81 185H82V184H81ZM123 185H124V186H123ZM141 185H142V186H141ZM170 185H171V187H170ZM180 185H181L182 188L185 187V188H184L185 191H183V189L181 190ZM191 185H192L193 187H192ZM215 185H216V186H215ZM238 185H241L240 187H241L242 191H241V190H238V192H236V188L239 189ZM2 186H3V187H2ZM28 186H29V185H28ZM35 186H36V185H35ZM49 186H50V185H49ZM72 186H70L69 188H71ZM149 186L152 187V190H153V191H155V188H156L157 191H155V192L153 193L154 195H153V194L149 195V193H147V192H150V190H151V189H150L149 191H147L148 188H151V187H149ZM217 186H218V187H217ZM236 186H237V187H236ZM5 187H7V188H5ZM36 187H37V186H36ZM36 187H35V188H32V193H33V192L35 193V190L38 191V189H37ZM52 187H51V188H52ZM54 187H55V186H54ZM54 187H53V188H54ZM59 187H60V186H59ZM66 187H67V186H66ZM81 187H82V186H81ZM89 187H90V186H89ZM117 187H118V188H117ZM159 187H160V188H159ZM166 187H169V189L166 188ZM177 187H178L177 191H174V189L176 190ZM194 187H195V188H194ZM214 187H215V188H214ZM250 187H251V188H250ZM252 187L255 188V189L253 188V189L255 190V192H254V190H252ZM30 188H31V187H30ZM38 188H39V187H38ZM47 188L50 189V187H47V186H46L45 189H47ZM57 188H58V187H57ZM61 188L63 189V187H60V189H61ZM69 188L67 187L66 189H69ZM90 188H91V187H90ZM90 188H88V190H89ZM136 188H137V189H136ZM157 188H158V189H157ZM220 188H221V189H220ZM223 188H224V189H223ZM225 188H226V191H225ZM228 188H229V190H228ZM257 188H258V189H257ZM1 189L4 190V191H2ZM5 189H6V190H5ZM28 189H29V188H28ZM33 189H34V190H33ZM49 189L47 190L48 192H50ZM116 189H118L119 193H118V192H115ZM164 189H168L169 192H168L167 190H164ZM188 189H189L190 191H189ZM195 189H196V190H195ZM230 189H231V190H230ZM233 189H234V193H233V194H235V192L237 193V195H239L240 193H244V194H242V195H243V196H242L243 198L241 197V194L239 195V197L237 196V198H239V199H244V200H246V201H244L245 203L243 202V205H245V207H246L244 210L248 211V210H247V209H248L247 206H248V207L251 206V208H252L253 206L255 207V208H254V207L252 208V210L255 209V210H254L255 212H253L250 208H249V211H250V212L248 211L249 214L252 213L253 215L250 214V215H251V216H250V215L247 214L246 211H245V212L243 211V213H242L241 216H240V213H239V212H240L241 210H243L242 208H244V206L241 205L242 208H240V211L238 212L239 209L236 208V207L238 206V205H236V204L238 203V200H237V198L234 199V196L236 197V194H235V195L232 194ZM42 190H43V189H42ZM58 190H59V189H58ZM64 190H65V189H64ZM143 190H144V192H146V193H144L143 196H146V195H147L148 198L150 197V198H149V201L147 200L148 203H145V199H147L146 197H144V199H142V202H143V200H144V203H145L144 205L141 204V200L139 201V199L143 198L142 196H139V195H140L139 193L143 192ZM160 190H161V191H160ZM178 190H179V191H178ZM180 190L183 191V192H186V193L188 192V195H189V194L192 195V196L189 197V199L193 197L192 202H194L195 204L192 203L191 206H190L189 208L186 207V210H187V211L184 210V209H182V210H177V209H175L177 206H179V204H178L179 202H177L178 200H177V201H174L175 199H177V198L179 197V195H177V192H179V193H181L182 195H184V193H182ZM217 190H219V192H220V191H222V192L218 193ZM1 191L4 193L5 196H3V193H2ZM6 191H7V192H6ZM8 191H9V192H8ZM40 191H41V189H40ZM40 191H38V192H40ZM59 191H63V190H59ZM66 191H68V190H66ZM71 191H74V190H73V187H72V190H71ZM81 191H82V190H81ZM91 191H92V188H91ZM93 191H94V189H93ZM135 191H136V192H135ZM165 191H166L168 194L165 193ZM216 191H217V192H216ZM230 191H232V192H230ZM19 192H21V191H19ZM45 192H46V191H45ZM45 192H44V190H43V193H45ZM48 192H47L46 195H48ZM69 192H70V189H69ZM69 192H67V193H69ZM75 192H78V191H75ZM83 192H84V191H83ZM158 192H159V193H158ZM163 192H164V193H163ZM171 192H173V195H172ZM174 192H176V193H174ZM225 192H227V194H228V196H227V194H226L227 197L225 196ZM15 193H16V192H15ZM15 193H12V194H14V196H16ZM59 193H60V196H62L61 194H63V193H61V192H59ZM72 193H73V192H72ZM85 193H86V192H84V194H85ZM93 193H94V192H93ZM107 193L104 194V196H108ZM114 193H116V195H117V193H118L120 197H119V196L116 197V196L114 195ZM123 193H124V194H123ZM126 193H127V194H126ZM128 193H129V194H128ZM130 193L132 194V196L130 195ZM156 193H157L158 195H157ZM170 193H171V194H170ZM186 193H185V194H186ZM216 193H217V194H216ZM238 193H239V194H238ZM254 193H255V194H254ZM35 194H36V193H35ZM37 194L39 195V193H37ZM70 194H71V192H70ZM122 194L125 195V197H124ZM142 194H143V193H142ZM161 194L163 195V197H160V196H162ZM164 194H165L166 196H165ZM175 194H176V195H175ZM230 194H232L234 201L237 200V201H236V202H237L236 204H235V203H232V205H230L231 203H230L229 205H228V204H225L226 202L229 203V201H226L225 198H227V200H229L228 197L231 196ZM252 194H254V195H252ZM38 195H37V196H38ZM44 195H45V194H44ZM44 195H43V196H44ZM46 195H45V196H46ZM72 195H73V194H71V195H67V194L65 195V194H64L63 196H69L68 198L70 199V198L72 197ZM77 195H79V192L77 193ZM77 195H76V193H75V196H77ZM80 195H81V194H80ZM80 195H79V197H80ZM82 195H83V194H82ZM85 195H86V194H85ZM101 195H102V194H101ZM121 195H122L123 197H122ZM128 195L130 196V198L133 197L132 199H135L136 203L138 202L137 205L140 204L141 206H144V207H145V208H144V207H141L140 205L137 206V207H138L137 210H139V207H140L141 210H142V208L144 209V210H142V212H141V210H139V213H138V211H137L136 208L134 207V206H135V203H131V202L128 201V200H130L129 198L127 199ZM136 195H137V194H136ZM167 195H171V196H167ZM174 195H175V196H174ZM182 195H181L180 197H181V198H182V197L184 198V196H182ZM188 195H187V196H188ZM221 195H223V196H221ZM12 196H13V195H12ZM75 196L73 195L74 198H75ZM87 196H88V195H87ZM177 196H178V197H177ZM219 196H220V197H219ZM224 196H225V198L222 199L221 197H224ZM232 196H231V197H232ZM77 197H78V196H77ZM79 197H78V198H75V200H76V201L79 200V199H80ZM83 197H84V195L81 196V199H82ZM98 197H99V198L97 199L98 202H101V201H103V200L106 202V200L103 199L102 196L99 195ZM100 197H101V198H100ZM139 197H141V198H139ZM180 197H179V200H181ZM185 197H186V196H185ZM231 197H230V198H231ZM10 198H12L11 195H10ZM63 198H65V197H63ZM63 198L60 197V200H61L60 202H61V203L63 202V201H62ZM66 198H67V197H66ZM114 198H115V199L117 198V199L115 200ZM118 198H119V199H118ZM125 198H126V199H125ZM137 198H139V199H137ZM163 198H164V199H163ZM219 198H220V199H219ZM5 199H7V198L5 197ZM8 199H9V195H8ZM81 199H80V200H81ZM100 199H101V200H100ZM121 199H122V200H121ZM124 199H125L126 201H128V202H124ZM136 199H137V200H136ZM171 199H172V200H171ZM185 199H186V198H185ZM221 199H222L223 201H222ZM3 200H4V199H3ZM3 200H2V201H3ZM63 200H64V199H63ZM71 200H73V199H71ZM71 200H69V201H71ZM75 200H73L74 203L76 202ZM80 200H79V202L77 201L76 203H79V204L82 203V202H80ZM113 200H114L115 202H114ZM152 200H153V199H152ZM169 200H170V201H169ZM186 200H187V199H186ZM194 200H195V201H194ZM217 200H218V201H217ZM231 200H232V198H231ZM0 201H1V200H0ZM65 201H67V199H65ZM69 201H67V202H69ZM73 201H71V203H73ZM84 201H85V200H84ZM84 201H83V203H84ZM132 201H133V200H132ZM147 201H146V202H147ZM167 201H168V202H167ZM171 201L174 202V206H175V205H177V206H176L175 208L173 207V208L167 210L168 206H170L171 204H172V206H173V202L170 203ZM206 201H207V202H206ZM215 201L217 202L218 206H217V204L213 203V202H215ZM224 201H226V202H224ZM242 201H243V200H242ZM242 201L240 202V200H239V205L242 203ZM257 201H258V202H257ZM7 202H8V200H7ZM85 202H86V201H85ZM96 202H97V201H96ZM159 202H161V203H159ZM176 202H177V203H176ZM209 202H210V203H209ZM219 202H220V203H219ZM230 202H231V201H230ZM232 202H233V201H232ZM259 202H260V203H259ZM2 203H3V202H2ZM56 203H58V202H56ZM65 203H66V202H65ZM71 203H68V205H70ZM76 203H75V204H71V205H74V206H75V205H77ZM163 203H164V204H163ZM169 203H170V204H169ZM251 203H252L253 205H250ZM6 204H7V203H6ZM79 204H78V208L76 207V208L78 209V210L76 209L77 213L80 211L79 209H80V207H81V204H80V205H79ZM84 204H85V203H84ZM93 204L95 205L94 213H95L96 215L93 213L94 215L92 216V214L89 215V214H87V213H89V211L92 212V210L90 209V208H91L90 205H93ZM219 204H220V205H219ZM222 204H225V205H222ZM4 205H5V204H4ZM58 205H60V204L58 203ZM66 205H67V204H65V206H66ZM86 205H87V204H86ZM118 205L116 206L115 210L117 209V207H119ZM129 205H131V206L129 207ZM150 205H151V202H150ZM160 205H162V206H160ZM165 205H166L167 208L165 207ZM213 205H215V206H213ZM258 205H259V206H258ZM61 206H62V204H61ZM61 206H60V207H61ZM74 206H72V207L75 209ZM79 206H80V207H79ZM84 206H85V205H84ZM124 206L127 207V208L124 209ZM151 206H152V205H151ZM202 206H203V207H202ZM221 206H222V207H221ZM225 206H226L227 208H225ZM230 206H231V207H232V206H235V207L230 208ZM260 206H261V207H260ZM62 207H63V206H62ZM66 207H67V206H66ZM69 207H70V206H69ZM72 207H71V208H72ZM170 207H171V206H170ZM170 207H169V208H170ZM216 207H217V208H216ZM223 207H224V208H223ZM238 207H240V206H238ZM259 207L261 208L260 210H259ZM100 208H98V209H100ZM152 208H153V206H152ZM177 208H178V207H177ZM187 208H188L189 210H188ZM197 208H198V211L200 210L202 213H201L200 211H199V212H198V211L196 212ZM221 208H222L223 210H222ZM228 208H229V209H228ZM62 209H63V211L65 210L64 208H62ZM62 209H61V212H62V213L60 212V215H62V216H66L67 214H66V215H63V214L68 213L67 216H71L72 211H70V212H71V214H70V212H63ZM66 209L68 210L69 208L67 207ZM101 209H100V210H101ZM122 209H121V210H122ZM127 209H128V210H127ZM154 209H153V210H154ZM160 209L158 210V211H159L158 213H157L156 211H155L156 213H154V211H152V209L150 210V211H151V212H150L151 214L154 213V214H153L154 216L151 215V216H153V217L150 218L151 221H153L152 219L155 217L156 214H160ZM172 209L174 210V212H173ZM217 209H218V210H217ZM257 209H258L259 211H258ZM67 210H66V211H67ZM108 210H107V211H108ZM169 210H172L173 214H171V211H169ZM176 210L179 211V213H178V212L176 213ZM214 210H215V211H214ZM225 210H227V212H232V213H230V214H231V215L234 214V216L229 217ZM261 210H263V211L261 212ZM76 211H75V212H76ZM95 211H96V212H95ZM168 211H169V212H168ZM180 211H181V214H180ZM188 211H189V212H188ZM212 211H213V212H212ZM222 211H223V212H222ZM233 211H234L235 213H234ZM236 211L239 213V216L236 214V213H237ZM73 212H74V210H73ZM101 212H102V210H101ZM152 212H153V213H152ZM167 212H168V213H167ZM185 212H186V213H185ZM241 212H242V211H241ZM256 212H257V213H256ZM258 212H259V214H258ZM51 213H52V212H51ZM77 213H76V214H77ZM82 213H81V214H82ZM98 213H99V214H98ZM106 213H108V214H106ZM182 213H183V215H182ZM206 213H207V214H206ZM212 213H213V214H212ZM217 213H218V214H217ZM245 213L248 215L249 218H248L247 216H244ZM261 213H263V214H261ZM69 214H70V215H69ZM81 214H79L78 217H79ZM97 214L100 216L99 221H98V219H97V221H96V216H97ZM148 214H149V213H148ZM167 214H168V215H167ZM170 214H171V216H173V217L178 216V218L176 217L177 220H175L176 218L174 219L176 222H177L178 220H180V218H183V220H180V221H179L180 223H178V225L176 224L177 229H178V226H179V229H181L182 231L179 230V229H178L179 231H178V230L176 231V227H175V226H174V228L172 229L173 225L171 226L170 224H172V223L175 222V221L173 220L172 217L170 218V216H169ZM255 214H256V215H255ZM260 214H261L262 217L260 216ZM74 215H75V214H74ZM136 215H137V216H136ZM184 215H187V216L185 217ZM226 215H227L228 217H227ZM235 215L238 216V220H237V219L235 220ZM49 216H51V214H50ZM75 216H76L75 219H77V218H78L77 215H75ZM81 216H82V215H81ZM81 216H80V218H78L77 220H79V219H81V218H84V217H81ZM130 216H131V217H130ZM134 216H136L137 218H133ZM143 216H144V215H143ZM193 216H194V217H193ZM211 216H212V217H211ZM47 217H48V216H47ZM71 217H72V216H71ZM97 217H98V216H97ZM113 217H114V218H113ZM146 217H147V216H146ZM148 217H150V215H148ZM158 217H159V216H158ZM158 217H157V218H158ZM167 217H169V218H167ZM203 217H205V218H203ZM239 217H240L241 219H240ZM242 217H243V218H242ZM246 217H247L248 219H246ZM60 218L62 219L63 217L60 216ZM66 218H67V217H66ZM66 218H65V220H66ZM68 218H69V217H68ZM104 218H105V217H104ZM104 218H102V220H104ZM106 218H105V219H106ZM130 218L133 219L135 222L132 221V220H130ZM140 218H141V217H140ZM143 218H144V217H143ZM143 218H142V219H143ZM163 218H164V219H163ZM166 218H167V220H165ZM184 218H185V219L188 218L189 220L192 221V223H191V221L188 222L187 219L184 220ZM232 218H233V220H232ZM61 219H60V220H61ZM73 219H74V217L72 218V220L69 219V221L72 223V224H71L72 227H71L70 225H69V226H70L72 229H75V227H73L74 225H78L79 227H81L82 224H80V223H83V222L85 221V218H84V219H81V221H82V220H84V221H82V222L79 221V222H78L79 224H74V225H73V222L75 223V221H73ZM75 219H74V220H75ZM160 219H158V220L161 222ZM192 219H194V220H192ZM206 219H207L208 221H207ZM209 219H210V220H209ZM239 219H240V220H239ZM244 219H245V220H244ZM254 219H256V218H254ZM77 220H76V221H77ZM125 220H126V222H125ZM128 220H130V222L132 221V222H134V223H130ZM143 220H144V219H143ZM143 220H141V221H143ZM150 220L148 219V220H147V224L145 223V225H144V223H142V222L139 220L140 223H142V224L140 225V223H137V225H136V224H135V225L138 226V227H139V226H149V225H148V224H149L148 221H150ZM171 220H172L173 222H171ZM201 220H202V221H201ZM220 220H222V221H220ZM234 220H235V221H234ZM104 221H105V220H104ZM112 221H113V222H112ZM117 221H118V222H117ZM144 221H145V220H144ZM151 221H150V222H151ZM183 221H184V222H183ZM185 221L188 222V223L186 224V226H183L182 224L185 225ZM205 221H207L208 225L205 224ZM259 221H258V219H257V221H255V222L257 223V222H259ZM61 222H63V221H61ZM101 222H103V221H101ZM120 222H121V223H120ZM124 222L127 223V225H128V222H129V223H130V224H129L130 226H127V225L125 224V226H127V227H123V225H124L123 223H124ZM137 222H138V221H137ZM145 222H146V221H145ZM153 222L155 223V220H154ZM160 222H159V223H160ZM193 222H194V223H193ZM239 222H240V223H239ZM246 222H247V221H246ZM246 222H242V223L244 224V223H246ZM255 222H254V223H255ZM84 223H85V222H84ZM84 223H83V226H82V227L85 228V226H86L87 223H86L85 225H84ZM103 223H104V222H103ZM103 223H102V225H105V224H103ZM159 223H158V225L160 226ZM190 223H191V224H190ZM232 223H233V224L235 223V224L233 225ZM254 223H252V224H254ZM259 223H260V222H259ZM62 224H63V223H62ZM67 224H69V223H66V225H67ZM90 224H91V223H90ZM122 224H123V225H122ZM152 224H153V223H152ZM155 224H156V223H155ZM173 224H174V223H173ZM180 224H181V225H180ZM189 224H190V225H189ZM192 224H193V225H192ZM199 224H200V225H199ZM210 224H212V225H210ZM237 224H238V225H237ZM240 224H241V225H240ZM246 224H247V223H246ZM248 224H249V223H248ZM262 224H260L261 227H262ZM66 225H65V226H66ZM80 225H81V226H80ZM88 225H89V224H88ZM93 225H92V228H93ZM161 225H162V224H161ZM174 225H175V224H174ZM191 225H192V226H191ZM198 225H199V226H198ZM62 226H63V225H62ZM69 226L67 225L68 228H69ZM96 226H97V225H94V227H96ZM136 226H135V228H136ZM153 226H154V224H153ZM153 226H152V229H151V230L148 229L149 231H151L150 233H149L148 230H147V233L150 234L151 236H152V232L155 231V228H154V231H153ZM190 226H191V227H190ZM200 226H201V227H200ZM207 226H209V227H207ZM252 226H253V225H252ZM60 227H61V226H60ZM76 227H77V226H76ZM87 227H88V226H87ZM87 227L84 229V231H86L85 234H84V232H83V234H84L85 236H86V235L88 236V235L90 234L91 230H92V228L89 226L88 228H89L90 231L88 232ZM121 227H123V228L120 229ZM154 227H155V226H154ZM156 227L158 228V226H156ZM161 227H162V226H161ZM186 227H187V231L185 232V231H183V230H185ZM188 227H189V230H188ZM225 227H226L227 229H226ZM230 227H232V228H230ZM233 227H234V229H233ZM235 227H236L237 229H236ZM239 227L241 228V230H240L239 232H238V231H235V230H238ZM244 227H245V226H244ZM263 227H264V226H263ZM263 227H262V230H264ZM68 228L66 229V227H65L66 231L68 230ZM98 228H97V229H98ZM101 228H100L98 231H101ZM197 228H198L199 230H198ZM228 228H229L230 230H229ZM240 228H239V229H240ZM63 229H64V228H63ZM65 229H64V231H65ZM72 229H70V230H71L70 232H71L72 234H74V231H76V229L78 230V228H76L75 230H72ZM79 229H80V228H79ZM82 229H83V228H82ZM158 229H159V228H158ZM208 229H209V230H208ZM95 230H96V229H95ZM136 230H137V229H136ZM194 230H195V231H194ZM224 230H226V231H224ZM228 230L230 231V233H228V232H229ZM66 231H65V232H66ZM79 231H80V230H79ZM96 231H97V230H96ZM96 231H94V232H96ZM98 231H97V232H98ZM180 231H181V232H180ZM196 231H197V233H196ZM220 231H221V232H220ZM232 231H233V232H232ZM234 231H235L237 234H235ZM77 232H78V231H77ZM77 232H76L75 234H77ZM81 232H82V231H81ZM124 232H125V233H124ZM139 232H140V231H137L136 233H139ZM141 232H142V231H141ZM145 232H146V231H145ZM161 232H162V231H161ZM176 232H177V233H176ZM179 232H180V233H179ZM205 232H206V234H205ZM222 232H223V233H222ZM231 232L233 233V235H231ZM255 232L258 233L259 236H258ZM60 233H61V238H65L64 235H66V234L64 233V235H63V232H62V231H61ZM67 233H68V232H67ZM86 233H87V234H86ZM91 233H92V232H91ZM123 233H124V235H123ZM132 233H133V232H132ZM142 233H143V232H142ZM163 233H162V234H163ZM167 233H168V234H167ZM219 233H220V234H219ZM98 234L100 235V232H98ZM98 234H97V235L94 234L95 236H93V233H92V234H91V235H92V236H91L92 239H91L89 236H88L89 238L86 236V237H87V240L90 239V240H88L86 243H89V242H90V243H89L90 245L88 244V246H91V244H92L91 247H93V248H90V249H93L94 252H96V253H97V252H100V249H99V248L102 247V246H100L101 243L98 242V241H100V240L97 241V239H96V236L99 238ZM101 234H102V233H101ZM103 234H105V233L103 232ZM108 234H107V235H104V236H106L105 239H106L107 237L111 239V237H109ZM130 234H131V236H130ZM140 234H141V233H140ZM153 234H154V235H157L158 232H157V234H155V232H154ZM169 234H170V235H169ZM184 234H185V235H184ZM209 234H210V235H209ZM213 234H214V235H213ZM238 234L241 235V236H239ZM255 234H256V235H255ZM260 234H262V235H260ZM67 235H68V234H67ZM69 235H70V238H71L72 235H71V234H69ZM84 235H83V236H84ZM115 235H116V236H115ZM145 235H146V234H145ZM145 235H144V236H145ZM150 235H149V238H150V240H151V236H150ZM158 235H161V234L159 233ZM164 235H165V234H163V236H164ZM172 235H171V236H172ZM188 235H189V234H188ZM190 235H191V234H190ZM235 235H236V237H235ZM253 235H254V236H253ZM62 236H64V237H62ZM85 236H84V237H85ZM102 236H103V235H102ZM102 236H101V237H102ZM173 236H172V238L170 237L171 240H172V244H173V242H174V243H176V244H174V245H177V244L179 245V243H180L179 240L177 241V240L175 239V236H174V239H173ZM179 236H180V235H179ZM224 236H225V237H224ZM66 237H67V239H70V238H68V236H66ZM72 237H74V235H73ZM76 237H78V234L76 235ZM86 237L83 238V239L85 240ZM93 237H95V239H94ZM101 237H100L99 239H101ZM153 237H155V236H153ZM189 237H190V236H189ZM196 237H197V236H196ZM205 237H206V238H205ZM234 237L237 238V239H235L236 241L234 240ZM239 237H240V238H239ZM258 237H259V238H258ZM78 238H79V239L76 238L77 242H78V240H79V241L83 240L82 238H80V235H79ZM147 238H148V235L146 236V239H147ZM159 238H160V236H159ZM164 238H165V237H164ZM231 238H232L233 240H232ZM242 238H243V239H242ZM252 238H253L254 240H252ZM261 238H262V239H261ZM67 239H66V240H67ZM80 239H81V240H80ZM93 239L96 240L100 245H99V244H95V243H97V242L94 241ZM103 239H104V238H103ZM123 239H124V240H123ZM166 239H167V238H166ZM205 239H206V240H205ZM211 239H212V240H211ZM217 239H218V240H217ZM219 239H220V240H219ZM221 239H222V240H221ZM248 239H249L250 241H249ZM62 240H63V239H62ZM64 240H65V239H64ZM66 240H65V242L63 241L62 243H66ZM70 240H72V238H71ZM76 240H75V238H74L75 244L77 243ZM91 240H93V241H91ZM108 240H109V239H108ZM108 240H107V241H108ZM119 240H121V241H119ZM150 240H148V242H149ZM152 240H153V238H152ZM152 240H151L150 242H152ZM154 240H155V239H154ZM161 240H163V239L161 238ZM167 240H168V239H167ZM174 240H175V241H174ZM198 240H199V238H198ZM241 240H242V241H241ZM60 241H61V239H60ZM85 241H86V240H85ZM85 241H84V242H85ZM101 241H103V240L101 239ZM123 241H125V243H124ZM141 241H139V242L141 243ZM158 241H160V240L158 239ZM158 241H157V242H158ZM165 241H166V240H165ZM225 241H226V243H225ZM233 241H235V242H233ZM237 241H238V242H237ZM240 241H241V242H240ZM261 241H262V242H261ZM67 242H68V243L63 244V245H64V246L66 245V246L70 247V245H69L70 242H69L68 240H67ZM91 242H92V243H91ZM110 242H111V241H110ZM110 242H108V243H110ZM112 242H113V241H112ZM146 242H147V241H146ZM177 242H179V243H177ZM255 242H256V243H255ZM257 242H259V243H257ZM73 243H74V242L72 241V245H73ZM127 243H128V242H127ZM154 243H155L156 245H162V244H163V241H162V244H160V242H159V244L156 243V242H154ZM181 243H180V245H181ZM223 243H225V244H223ZM234 243H235V244H234ZM236 243H237L238 245H236ZM93 244H94V245H93ZM102 244H103V243H102ZM121 244L124 245V247H123V248L121 249V251H120L119 249H120ZM147 244H148V243H147ZM147 244H146V246H147ZM150 244H152V243H150ZM150 244H149V245H150ZM166 244H168V243H166ZM170 244H171V243H170ZM249 244H250V245H249ZM251 244H252V245H251ZM253 244H254V245H253ZM60 245H62V244H60ZM96 245H99V248H97ZM107 245H108V244H106V241H105V244H103V246H104L103 248H106V250H107L108 248L110 249V246H111V247L114 246V245H112V244L110 243V246L108 245V248H107ZM180 245H179V246H180ZM188 245H189V246H188ZM224 245H225V247H224ZM227 245H228V246H227ZM233 245H234V246H233ZM260 245H262L261 248L259 247ZM74 246H75V245H74ZM94 246H95L96 248H95ZM127 246H128V248H130V251H129V249H128V251L126 252L125 249H127V248H125V247H127ZM144 246H145V244H144ZM164 246H165V245H164ZM164 246H163V247H164ZM166 246H167V245H166ZM222 246H223V247H222ZM236 246H237V247H236ZM255 246H257V247H255ZM76 247H78L77 244H76ZM141 247H143V246H141ZM169 247H170V246H169ZM175 247H176V246H174V248H175ZM226 247H227V248H226ZM231 247H233V248H231ZM241 247H242V248H241ZM258 247H259L260 249H258ZM72 248H73V247H72ZM94 248L97 249V250H95ZM150 248H151V247H150ZM154 248H155V250H156L158 247L156 246V247H154ZM161 248H162V247H161ZM172 248H173V245H172ZM234 248H235V249H234ZM238 248H240V249H238ZM249 248H250V249H249ZM78 249H80V248H78ZM78 249H77V250H78ZM98 249H99V250H98ZM143 249H145V247H144ZM163 249H165V247H164ZM237 249H238L239 251H238ZM251 249H252L253 251H252ZM254 249H255V250H254ZM257 249H258V250H257ZM262 249H263V250H262ZM75 250H76V248H75ZM75 250H73V251H75ZM101 250H102V249H101ZM106 250H105V251H106ZM118 250H119V252H117ZM141 250H142V249H141ZM153 250H154V249H153ZM228 250H229V251H228ZM230 250H231V251H230ZM250 250H251V251H250ZM105 251H104V252H105ZM113 251H114V249H113V247H112V249H111L110 252L113 253ZM145 251H146V252H144V251L142 250V253L144 252V253H146V255H149V254H148V251H149V250L147 251V247H146ZM150 251H151V250H150ZM160 251H161V250H160ZM160 251H159V253H160ZM234 251H235V252L237 251V252L235 253ZM254 251H258L259 253L254 252ZM261 251H262V252H261ZM94 252L92 251V252H90V253H94ZM106 252H107V251H106ZM114 252H115V251H114ZM124 252H125V253H124ZM138 252H140V254H136V251H135L136 256H138V255H144V254H141V251H140V250H139ZM138 252H137V253H138ZM162 252H163V251H162ZM248 252H250V253L252 252V254H250V253L248 254ZM90 253H88V256H89V257H92V256H91L92 254L89 255ZM100 253H101V252H100ZM100 253H99V254H100ZM156 253H157V252H156ZM203 253H204V254H203ZM240 253H242V254H241L242 256L240 255ZM244 253H245V257H244ZM97 254H98V253H97ZM114 254H115V253H114ZM117 254H116V255H117ZM151 254H152V252H151ZM151 254H150V255H151ZM154 254H155V252H154ZM254 254H255V255H254ZM79 255H80V254H79ZM93 255H94V254H93ZM102 255H104L103 252L101 253V256H102ZM116 255H115V256H116ZM118 255H117L116 257H114V258H115V259H116V258L118 259ZM126 255H127V254H126ZM131 255L134 256V253L131 254ZM150 255H149V256H150ZM157 255H158V254H157ZM236 255H237V256H236ZM249 255H250V256H249ZM257 255H258V256H257ZM99 256H100V255H99ZM99 256H98V257H99ZM109 256H111V255L109 254ZM112 256H113V255H112ZM153 256H154V255H153ZM153 256H152V258H153ZM164 256H166V255L164 254ZM164 256H162V257L164 258ZM200 256H201V257H200ZM248 256H249L250 260L253 259V263H251V261L249 260ZM93 257H94V256H93ZM95 257H97V256H95ZM125 257H126V256H125ZM139 257L141 258V257H143V256H139ZM144 257H146V256L144 255ZM150 257H151V256H150ZM162 257H161V259H162ZM167 257H168V256H166V258H167ZM237 257H238V258H237ZM241 257H244V258H241ZM252 257H253V258H252ZM128 258H129V260H130V255H129ZM146 258H147V257H146ZM155 258H156V255H155ZM155 258H154V259H155ZM185 258H187V256H186ZM185 258H183V259L185 260ZM197 258H198V260H197ZM247 258H248V260H247ZM255 258H256V259H255ZM257 258H259V259H257ZM117 259H116V262H117ZM138 259H139V258H138ZM158 259H159V257H158ZM161 259H160V260H161ZM164 259H165V258H164ZM168 259H169V257L167 258V260L165 259V260H166V264H167V262H168ZM238 259H239V260H238ZM261 259H262V260H261ZM119 260H120V259H119ZM147 260H148V259H147ZM150 260H151V258H150ZM155 260H156V259H155ZM190 260H191L192 262H190ZM196 260H197V261H196ZM236 260H237V262H236ZM170 261H171V260H170ZM181 261H182V263H183V260H180V262H181ZM222 261H223V262H222ZM248 261H249V262H248ZM254 261H255L256 263H255ZM259 261H260V262H259ZM140 262H142V264H145V262L147 263V261L144 260V259H143V261H139V264H141ZM143 262H144V263H143ZM148 262H149V261H148ZM161 262L164 263L165 261H164V260H163V261H162V260H161V261L156 260V264H162ZM171 262H173V261H171ZM171 262H170V263H171ZM174 262H176V261H174ZM188 262H189V263H188ZM225 262H226V263H225ZM233 262H234V263H233ZM261 262H262V263H261ZM92 263H93V262H90L89 264H92ZM182 263H181V264H182ZM87 264H88V263H87ZM148 264H149V263H148ZM151 264H154V263L151 261ZM175 264H176V263H175ZM178 264H180V263H178Z\"/></svg>",
    "mask_w": 264,
    "mask_h": 264
}]
</instances>
